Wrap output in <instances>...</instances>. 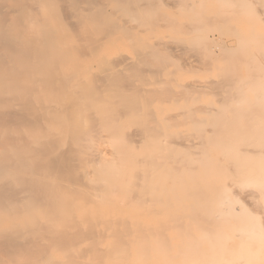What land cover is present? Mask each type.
I'll return each instance as SVG.
<instances>
[{
  "label": "rangeland",
  "instance_id": "obj_1",
  "mask_svg": "<svg viewBox=\"0 0 264 264\" xmlns=\"http://www.w3.org/2000/svg\"><path fill=\"white\" fill-rule=\"evenodd\" d=\"M51 1L52 0H49V4L50 5H52V3H54V5H55V2L57 3V1H58V3L54 6H52L53 8H52V10L54 9H56V8H54V7H56V6H58L57 7V11H61V12H63V14H61V16L59 15L61 12H59V16H60V20L62 21H65L64 23L63 22H61L58 18L59 17H57L58 15H56L55 16V18H57V20H58V22L56 21H52V20H54L53 18H54V11H52L50 14H52V15H48V20H47V22H45V24H44V27H43V25L42 24H40L41 23V20H40V18H39V11H38V8H39V6H41V4L42 3H44V4H48L47 3V0H39L38 2L36 1V0H0V28H2V30L0 29V36H2L3 34L2 33H4L5 32V35H4V37H2V43H0L1 45H3V46H5V44H8L7 46H5L6 47V49L4 50V51H8V52H6V54H4L2 51V54L3 55H6V56H2L1 55V52H0V59H1V57H2V59H3V61H2V59L0 60V80L2 81V83L0 82V87H1V89H0V96L1 97H3V96H6L7 98H11V96H14V98H16L15 99V101H14V99H13V97H12V99H11V101H7V100H9V99H7L6 98V101L7 102H13L11 105L9 104V107H8V105H7V107L5 106V107H3L4 106V104L6 103L7 104V102L6 101H4L5 103H3V106L2 107H0V112L1 113H3L4 112V114L6 113V111L4 110V109H8L9 110V108L11 107L12 108V105H13V108L11 109L10 108V110H9V112H12L13 111V109H16L17 110V112H15L14 111V115L15 116H12L14 119H15V122L16 121H20V122H16V124H10L9 122H10V118H11V121H13L12 119V117H11V114L9 113H6L5 115L7 116H4L5 118H4V120L5 119H9L8 121V124H7V122H4V124L3 125H5V124H7V125H9L10 124V126L12 127V129H10V128H6L7 127V125H5L2 129L0 128V138H2L3 140V142H5V143H7V141H8V139L10 138V141H8V142H10L11 144L13 143L15 146H17V143H18V146L20 145L22 148H20V147H17V149L18 148H20L19 150H20V152H19V150L18 151H15L16 149L14 148V145H13V148L10 146L11 144H9V145H7L6 144V148H8V149H6V150H8V155H11V156H6L7 155V153H6V151H5V154L6 155H4V154H1L0 155V163H1V165H5L6 163H7V165H9V167H10V163H11V159H12V162L13 163H11V164H13V165H15L16 167H15V169H13V170H10V171H8L7 170V172H3L2 170H0V179H5L7 182H13L12 183V185H14L12 188L13 189H15V191L17 190V189H19L20 190V188H21V190H22V192H17L16 191V193H17V196L18 197H20V202L18 203V204H16V206H14L15 204H13V202L11 201H9L7 198H5L4 199V201H3V199H1V203L0 204H3V205H0V207L2 208L3 206H4V208H6V209H8V216L7 215H5V212L4 213H2V211H1V215H0V235H2V237H3V234L4 233H7V234H4V237L2 238L1 236H0V244L2 245V247H4L2 250L3 251H5L6 252V250H8V248L6 247L5 248V243H8V245H9V242L8 241H6L5 239L7 238V235H12L11 236V240H10V237L8 236V240L9 241H13L11 244H12V249L10 248V246H9V248H10V252L9 251H7V255H5V253H3L4 255H2V257L3 258H7V261L6 260H4V259H2V258H0V259H2V264H15V260H17L15 257H16V254H17V252H18V250L17 249H19V252L21 251L22 252V254H25V252L24 251H26V250H28V253H26V257L24 256V255H22L21 256V252L19 253L20 255H18L17 254V256H19L20 258H18V261H20V259H22L23 260V258L25 257L26 259H27V257L30 255V253H31V256L32 257H29L30 259H27V262H28V260H30V262L32 261H34L32 264H59L58 262H60V264H64L66 261H67V263L66 264H76L75 263V261H78L77 263H80V262H82V264H107V263H109L110 262V259L112 258L111 256H112V254H114L113 252V250H117V245L119 246V244H123V249H127L130 253V260H127L126 262H127V264H132V261H133V263H135V259H136V257H137V253H136V243H140L141 242V239L142 238H144L145 236L146 237H148L149 239H153L152 237H151V235H152V233H150L151 231H152V229H154L153 230V232L155 233L156 231H155V222H157V220L159 219V223H167V222H169V219H168V217L170 216V214L173 216V217H171V219L172 220H175L177 217H178V215L180 216V215H192L191 213H193L194 212V210H193V207H197L196 209H195V212L196 211H198V212H196V213H199V212H201V211H199V209L200 208H198V206L200 207V204L201 203H199V200H201V201H203L204 200V202H202L203 204H202V207H201V210L203 209V210H205L204 212H202V213H199L200 215V217H201V215H203L206 219H207V215H208V219L209 218H212V216L214 217V215H212L211 216V214L208 212V214H207V211L210 209V208H208V209H204L203 207L205 206V205H208L209 207L210 206H212L213 205V208L212 209H219L217 206H216V200L220 197L219 195H218V197H217V194H219L221 191H222V189L225 187L224 185H226V186H228L227 187V189L228 188H231V189H228V190H230L231 192H232V194H233V190H234V188L236 189V192H235V194H234V196H236V197H239V199H240V201L242 202V203H244L245 202V193L243 194L242 193V190H241V188H243V187H241V184L240 183H238V184H240V189L238 190V188H237V186H235L234 187V185H236V183L235 182H239L240 181V179H241V176L240 175H242V174H240L243 170V167H244V165L245 164H243L244 163V161L246 162V166H245V168H247V169H244V171L242 172L243 174H245L244 172H247V174H254L255 172H254V169L251 171V169H252V166L253 165H251V166H248L249 164H247V160H249L248 159V157H249V154H248V152L246 153V152H244V153H246V154H248L247 155V157H244V155H243V157L241 156H236L237 154H238V152L236 153L235 151H234V155H230V154H233V150H235V149H233L232 150V144H235L236 145V143H237V145H236V147H234V148H238V144L239 143H241L243 140L245 141V139H247V137H250L251 139H252V135L254 136L255 135V132H262L263 130L262 129H264V124H263V122H264V120H259V118L260 117H264L263 116V108H261V107H263V105L262 104H264V102H262V100H261V98H260V95H259V98L260 99H258V101H260V102H262V104H260V103H258V101H256V96L254 95V94H252L253 93V91H254V88H255V86L254 85H256V87H259L257 90H259L260 89V87H263L264 86V81H260V79L261 78H264V76H263V74L261 73V67L263 66V68H264V64H262L257 58H255V61L253 60L254 58H251V56L253 55V54H255L256 55V52L254 53L253 52V54H252V51H255L254 50V48L256 47V49H258L259 48V51H260V49L263 51L264 49L262 48V47H264V39H263V35H262V31L261 30H259V29H257L258 31L256 32L255 31V33H252V26L254 25L253 24V21H251L250 19L249 20H247V17L249 18V16L250 15H248V13H247V9L246 10H243V9H245L244 7H242L243 5L241 4L243 1V3H245V0H234V5H236L234 8H236V9H238V10H241L242 9V11H235L236 9H233L232 7H228V8H226V7H224L225 6V4H226V1L225 0H188V2H187V6H186V10L184 11V6H183V4L186 2V0H177L176 2H175V0L173 1V0H152V1H154V3H155V5L157 6V1H158V4H160V2H161V5H159V7L157 8V9H155L156 7H155V5L153 4V3H151V2H149V0H147L146 1V3L145 4H147V2L150 4H152V5H154V7L152 6V5H149V6H147L148 7V9L151 7V8H153L155 11H154V13H153V9H151L152 11H149L147 14H145V20H144V15H142V17H141V13H143V11H145V10H143L142 12H141V7L139 6V4H141L143 1H145V0H126V2L124 3V2H119V0H103V1H101V0H94V2H93V0H55L54 2H52L51 3ZM151 1V0H150ZM160 1V2H159ZM179 1H184V3H181V2H179ZM189 1H190V3H189ZM219 1V2H218ZM231 1H233V0H231ZM251 1H254V0H251ZM251 1H249L250 3H251ZM258 2H259V0H257ZM92 2V3H91ZM165 2V3H164ZM198 2H200V4H202V2L204 3V5L202 4V5H200ZM246 2H248V1H246ZM37 3V4H36ZM60 3V4H59ZM174 3L176 4V5H174ZM182 4V5H180V8H179V6L178 7H175V6H177L178 4ZM195 3H198V4H195ZM40 4V5H39ZM43 4V5H44ZM144 4V3H143ZM143 4H141L142 5V8H145V7H143ZM144 4V5H145ZM163 4V5H162ZM224 4V6H222ZM252 4V3H251ZM255 4H256V2H255ZM262 4V3H261ZM260 4V2H259V5H260V7L262 6ZM37 5H39L38 6V8H37ZM130 5H132V7L133 8H130ZM186 5V4H185ZM190 5V6H189ZM257 5H258V3H257ZM256 5V8L258 7ZM136 6H139V7H137L136 8ZM202 6V7H201ZM223 8H222V7ZM240 6V7H239ZM147 7L145 8V9H147ZM169 7H171V8H169ZM204 7V8H203ZM242 7V8H241ZM253 7H254V5H253ZM252 7V8H253ZM65 8V9H64ZM119 9V11L117 12L116 10L117 9ZM120 8L122 9V10H120ZM136 8V9H135ZM190 8V9H189ZM191 8L193 9V10H191ZM220 8L222 9V10H220ZM224 8H226V9H224ZM231 8V12H232V10L234 11V12H237V13H233V14H231L230 13V11L227 13V12H224V11H227V9H230ZM248 8V7H247ZM259 8V7H258ZM257 8V9H258ZM59 9H62V10H59ZM116 9V10H115ZM134 10V11H132V10ZM174 9V10H173ZM76 12H75V11ZM116 11V12H114V11ZM137 10V11H136ZM182 10V11H181ZM259 10H261V8H259ZM262 10H264V8L262 7ZM147 11V10H146ZM38 12V13H37ZM56 12V11H55ZM79 12V13H78ZM125 12H126V14H125ZM175 12H176V14H175ZM193 12V13H192ZM203 12H204V14H203ZM240 12V15L238 14ZM242 12V13H241ZM245 12V13H244ZM257 12V11H256ZM58 13V12H57ZM98 13H100L99 15H98ZM152 13V14H151ZM156 13L157 14H159L160 13V15H158V18L156 17L157 15H156ZM173 13V14H172ZM224 13H227L226 14V16H225V14ZM259 13V12H258ZM262 13L264 14V11H262ZM38 14V15H37ZM153 14L155 15V19H154V17H153ZM163 14H165V15H163ZM179 14V15H178ZM199 14H201V17L200 16H198ZM229 14V15H228ZM260 14V13H259ZM258 14V15H259ZM137 15V18L138 19H135V18H133L134 16H136ZM221 15H223V16H225L224 18H223V16L221 17ZM257 14L255 15V16H253V17H255L254 18V20L255 21H258V23H259V21L260 20H262V18H259V16H258ZM38 16V18H37V21H36V17ZM53 17L52 19H51V17ZM78 16V17H77ZM123 16H124V18H123ZM128 16V17H127ZM129 16L131 17L132 16V18L134 19V20H137L136 22L135 21H133V19L131 18H129ZM199 17V18H197L196 19V17ZM205 16V17H204ZM215 17L216 19H214L215 21L217 20V18H219V17H221V18H223V20L220 18V20H221V22H223V24L221 23L220 24V22L219 21H214L211 17ZM236 16V17H235ZM264 16V15H263ZM33 17H34V19H33ZM98 17V18H97ZM149 19V21L147 20V18ZM162 19H161V18ZM206 17H207V19H206ZM244 17H245V19H244ZM253 17L251 16V18L253 19ZM81 18L83 19V20H81ZM95 18H97L98 20H96ZM127 18V19H126ZM143 18V19H142ZM152 20H151V19ZM191 18V19H190ZM195 18L196 19V22H198V24H196L194 21H193V19ZM206 20V21H204V24H203V20ZM208 18H211V20L210 19H208ZM101 19V20H100ZM102 19H103V21H102ZM122 19H123V21H122ZM124 19H126L127 20V22H126V20H124ZM140 19V21L141 22H143L142 23V25L140 26H138L136 23H141L140 21H138ZM194 19V20H195ZM227 19V20H226ZM264 19V18H263ZM30 21V23H29V21ZM31 20H34V22L33 21H31ZM96 20V21H95ZM131 20H132V23L133 22H135V23H133V24H131ZM154 20H155V22H154ZM157 20H158V24L156 25V22H157ZM163 20L165 21V22H168L169 23V21L171 22L170 24H164L165 22H163ZM174 20H176V24H175V21ZM209 20V21H208ZM94 21L95 22H97L95 25H94ZM146 21H148V25L146 24ZM152 21H153V23H155L154 25H153V23H152ZM202 21V23H200ZM207 21L209 22V23H207ZM211 21V22H210ZM239 21V22H238ZM245 21H246V23H245ZM20 22V23H19ZM37 24H36V23ZM100 22H102V23H100ZM123 22V23H122ZM126 22V23H125ZM220 24V25H218V27H216L217 26V24L218 23ZM33 23V24H32ZM65 23H66V26H65ZM105 23V24H104ZM114 23H117V24H114ZM128 23V24H127ZM174 23V24H173ZM179 23V24H178ZM184 23V24H183ZM195 23V24H194ZM208 25V26H206V24ZM213 23V24H212ZM217 23V24H216ZM14 24V25H13ZM36 24V25H35ZM94 26H93V25ZM100 24H102V25H100ZM111 24V25H110ZM125 24V25H124ZM144 24V25H143ZM149 24H151V26L149 25ZM160 24H162V25H160ZM181 24V25H180ZM188 24H189V26H188ZM203 24V25H202ZM257 24V23H256ZM61 25V26H60ZM106 25H107V28H106ZM117 25V26H116ZM129 25V26H128ZM156 25V26H155ZM160 25V26H159ZM178 25V26H177ZM186 25H187V27H186ZM200 25V26H199ZM209 25H210V27H209ZM214 25H216L215 27H211V26H214ZM15 26V27H14ZM98 26L100 27V26H104V27H101V28H104V30L106 31H103V32H101V30H100V28L98 29ZM109 26V27H108ZM111 26V27H110ZM113 26H115L114 28H113ZM128 26V27H127ZM134 26V27H133ZM143 26V27H142ZM147 26V27H146ZM154 26V27H153ZM159 26V27H158ZM163 28H162V27ZM165 26V27H164ZM177 26V27H176ZM182 26H184L185 28H182ZM199 26V27H198ZM204 26V27H203ZM228 26L229 27H231V26H234V31H232V32H230V33H228L229 32V30H227L228 32H225V33H227V34H225L224 36H222V34L220 35L219 33V30H220V27L223 29V27L225 28L224 29V31H226V29H228ZM14 28L13 30H11L10 28ZM41 27V28H40ZM60 27H62L63 28V31H62V29L60 28ZM67 27V28H66ZM119 27V28H118ZM124 27V28H123ZM142 27V28H141ZM152 27H153V29H152ZM181 27V28H180ZM197 27V28H196ZM206 27V28H205ZM9 28V29H8ZM16 28V29H15ZM38 28H39V30H38ZM42 28H43V30H42ZM108 28H110V29H108ZM170 28H171V30H170ZM178 28H179V32L177 33V31H178ZM210 28V29H209ZM7 29V30H6ZM106 29H108V30H106ZM129 29V30H128ZM142 29H143V31H142ZM155 29V30H154ZM173 29V30H172ZM182 29V30H181ZM189 29V30H188ZM196 29V30H195ZM213 29V30H212ZM221 29V30H222ZM229 29H231V28H229ZM6 30V31H5ZM38 30V31H37ZM111 30V31H110ZM114 30V31H113ZM198 30V31H197ZM237 30H239V31H237ZM241 30V31H240ZM243 30V31H242ZM11 31V32H10ZM13 31V32H12ZM16 31V32H15ZM21 31V32H20ZM36 31V32H35ZM44 31V32H43ZM110 31V32H109ZM115 31H116V33H115ZM125 31V33H123ZM181 31V32H180ZM185 31V32H184ZM197 31V32H196ZM215 31V32H214ZM236 31V32H235ZM100 32V33H99ZM109 34H108V33ZM128 32H129V34H128ZM176 32V33H175ZM184 32V33H183ZM188 32V33H187ZM189 32H190V34H189ZM196 32V33H195ZM198 32H201V33H198ZM216 32H218V33H216ZM13 33H15V34H13ZM38 33H39V35H38ZM44 33V34H43ZM97 33V34H96ZM102 33V34H101ZM105 33H107L108 34V36H107V34H105ZM187 33V34H186ZM207 33V34H206ZM231 33H234L235 35H237V36H234V35H231ZM250 33H252V34H250ZM2 34V35H1ZM10 34H11V36H10ZM112 34V35H111ZM186 34V35H185ZM199 34H200V36H199ZM230 34V35H229ZM261 36H260V35ZM15 35V36H14ZM101 35V36H100ZM129 35H130V37H129ZM227 35H229V36H227ZM253 35V36H252ZM25 36H28V37H25ZM76 36V37H75ZM78 36V37H77ZM126 36L128 37V39H125L126 38ZM226 36V37H225ZM233 36V37H232ZM245 36H248V37H245ZM256 36V37H255ZM34 37H37V38H35V39H33ZM42 37V39H40ZM75 37V38H74ZM118 37H119V39H118ZM121 37V38H120ZM222 37V38H221ZM231 37V38H230ZM241 37H242V39H241ZM255 37V38H254ZM258 37V40L256 41V38ZM1 38V37H0ZM30 40H29V39ZM199 38H201V39H199ZM217 38V39H216ZM229 40H228V39ZM261 38V40H259ZM161 39V40H160ZM174 39V40H173ZM201 41V42H203L204 40H207V39H209V41L211 40V43L210 42H206V43H208V45L207 44H201V48H202V45H203V48H202V50H203V52H205V53H203L202 51H201V48L200 47H196L197 46V43L198 44H200V42H199V40ZM221 39V40H220ZM251 39V40H250ZM253 39V40H252ZM63 40V41H62ZM68 40H69V42H68ZM75 40V41H74ZM159 40V41H158ZM163 40V41H162ZM217 40H218V42H217ZM240 40V41H239ZM244 40H245V42L246 43H249V46L248 45H246V47L248 48V50L246 49L245 50V48H244V51L246 52V55H249V58H248V56H246L245 55V53H244V51H243V54H244V56H241V58L242 57H244L243 59L245 60H243V59H241V58H237L238 56H235V55H233V56H235L236 58H237V60H236V58H234V60L232 59V56L227 60V59H225L224 57H226L225 55H223L224 54V52H225V54H226V48L227 49H229L228 50V56H229V53L230 54H233V51L235 50V49H233V48H231V44L232 43H234V45H236V43L237 44H239L240 42H244ZM39 41V42H38ZM179 41V42H178ZM183 43H182V42ZM186 41V42H185ZM252 41V42H251ZM258 41H260V43H258L257 45H255V43L256 42H258ZM1 42V41H0ZM13 43V45L15 44V47H13V45H12V43ZM17 42V43H16ZM37 42V43H36ZM68 42V43H67ZM131 42H133L134 44H132ZM178 42V43H177ZM194 42L196 43V46L194 45ZM214 42H215V44H214ZM251 42V43H250ZM61 43H63V44H61ZM146 43H147V45H146ZM156 43V45H154ZM166 44V46H165V44ZM216 43H218V44H216ZM253 43H254V45L255 46H252L253 45ZM66 44V45H65ZM157 44H158V46H157ZM160 44V45H159ZM193 45V47L195 48H197L196 50L194 49V48H192L191 47V45ZM209 44H210V46H209ZM220 44V45H219ZM221 44H222V46H221ZM261 44V45H260ZM0 45V46H1ZM18 45V46H17ZM185 45V46H184ZM225 45V46H224ZM260 45V46H259ZM263 45V46H262ZM19 46H20V48H19ZM149 46V47H148ZM153 46H154V48H153ZM199 46V45H198ZM219 46H221V48L219 47ZM237 46V45H236ZM259 46V47H258ZM4 47V48H5ZM8 47V48H7ZM18 47V48H17ZM158 49H157V48ZM178 47H180V48H178ZM187 47H189V48H187ZM211 47H212V49H211ZM218 49H217V48ZM46 48V49H45ZM67 48V49H66ZM133 48V49H132ZM152 48L153 49H155V51L156 50H158L157 52V54L158 55H160L161 53V58H164V60L163 61H160V62H157L156 60H158L160 57L156 54V52H154L155 54L153 55L152 54V56H155V59H153V57L151 56V58H150V52H152L153 50H152ZM165 48V49H164ZM192 48V49H191ZM212 51V52H210L209 51V49ZM217 49V50H215V49ZM253 48V49H252ZM9 49V50H8ZM14 49H15V51H14ZM24 49V50H23ZM51 49V50H50ZM53 49V50H52ZM174 49H176V50H174ZM222 49H223V51L224 52H222ZM231 49L233 50V51H231ZM0 50H1V48H0ZM48 52H47V51ZM163 50V51H162ZM165 50V51H164ZM52 51V52H51ZM54 51H55V53H54ZM159 51L161 52L160 54H159ZM169 53H168V52ZM177 51V52H176ZM202 52L203 53V55H202V53H198V52ZM209 51V52H208ZM220 51V52H219ZM241 52H239V49L238 48H236V52L235 53H237V55H239L240 53L242 54V50H240ZM258 51V52H259ZM37 52V53H36ZM50 52L52 53V54H50ZM148 52V56H147V53ZM239 52V53H238ZM251 52V53H250ZM150 53V54H149ZM153 53V52H152ZM207 53V54H206ZM209 53H212V55L210 54V55H208ZM219 53H222V54H220V55H218ZM249 53V54H248ZM10 54V55H9ZM18 54L19 55H21V59H26V61H24L23 60V64L22 63H19V61L21 60V59H19L20 57L18 56ZM140 54V55H139ZM144 54V55H143ZM146 54V55H145ZM169 54V55H168ZM199 54V55H198ZM240 54V55H241ZM242 54V55H243ZM251 54V55H250ZM11 55H13V56H11ZM55 57H54V56ZM142 55V56H141ZM157 55V56H156ZM170 55H172V56H170ZM207 55H208V57H207ZM144 56V57H143ZM221 56V57H220ZM228 56L226 57V58H228ZM254 56V55H253ZM51 57H53V58H51ZM143 57V58H142ZM147 57H148V59H147ZM159 57V58H158ZM168 57V58H167ZM172 57V58H171ZM175 57V58H174ZM178 57V58H177ZM255 57V56H254ZM8 58V60L6 61V59ZM46 58V59H45ZM49 58H50V60L52 61V59H54L53 61H52V63H51V61L49 60ZM126 58H127V60H126ZM130 58V59H129ZM150 58V59H149ZM251 58V60H249ZM140 59V60H139ZM168 59L169 60H171L172 59V62H169L168 61ZM175 59V60H174ZM232 59V60H231ZM241 59V60H240ZM5 60V61H4ZM146 60V61H145ZM149 60V61H148ZM153 60H155V61H153ZM162 60V59H161ZM167 61V63H166V61ZM214 60V61H213ZM236 60V61H235ZM258 60V61H257ZM22 61V60H21ZM20 61V62H21ZM48 61H50V63L48 62ZM56 61V62H55ZM165 61V62H164ZM173 61L175 62V63H173ZM255 62L256 64H257V62H260V65H262L261 67H260V65H259V63L257 64V65H259V66H257L258 67V69H256L253 65L254 64H252L251 62ZM257 61V62H256ZM4 62V63H3ZM31 62V63H30ZM149 62V63H148ZM156 64H155V63ZM176 62H178V63H176ZM236 62V63H235ZM247 63V62H249V63H247L246 64V66L245 65H243V63ZM2 63H3V65H2ZM25 63V64H24ZM26 63H28V64H26ZM244 63V64H245ZM151 64H153V65H151ZM160 66H159V65ZM192 64V65H191ZM193 64H194V66H193ZM237 64H239V66L237 65ZM248 64H250V65H248ZM255 64V65H256ZM5 65H7V66H5ZM26 66V68H24L25 66ZM151 65V66H150ZM159 67H158V66ZM241 65V66H240ZM4 66V67H3ZM200 66V67H199ZM233 66V67H232ZM238 67V69H237V67ZM243 66V67H242ZM244 66H245V68L246 67H248V68H246V69H244ZM251 66V67H250ZM253 66V67H252ZM7 67V68H6ZM46 67V69H43V68H45ZM197 67L199 68V69H197ZM210 67V68H209ZM241 67V68H240ZM6 68V69H5ZM24 68V69H23ZM55 68V69H54ZM230 68H232V69H230ZM234 68V69H233ZM262 68V69H263ZM163 69V70H162ZM195 69V70H194ZM229 69H230V72H232V73H228L227 71H229ZM248 69H250L249 71H247ZM14 70H16V71H14ZM25 70V71H24ZM199 70V71H198ZM237 70H238V73H237ZM6 71H9V72H6ZM20 73V77L18 76V79H17V74H19L18 72ZM47 71V72H46ZM50 71V72H49ZM234 71V72H233ZM247 71V72H246ZM50 74H49V73ZM230 74L232 77H234V78H232V77H228L229 75L227 74ZM258 72H260V74L262 75V77L261 78H259L261 75H259L258 74ZM11 73V74H10ZM52 73V74H51ZM54 73V74H53ZM170 73V74H169ZM172 73H174V74H172ZM234 73V74H233ZM252 73V75L254 76V74H255V76H259L258 77V79L256 80V77H254L255 78V80H256V82H255V80L253 81L252 79V75H250ZM264 73V72H263ZM10 74V75H9ZM45 74V75H44ZM49 74V75H48ZM238 74V75H237ZM245 74V75H244ZM15 77H14V76ZM60 75V76H59ZM235 75V76H234ZM251 76V78H250V76L249 77H247V76ZM51 78H49V77ZM47 77V78H46ZM228 79H227V78ZM238 77V78H237ZM243 77V78H242ZM245 77V78H244ZM6 78V79H5ZM36 78H38V79H36ZM48 78H49V80H51V81H49L48 80ZM65 78H66V80H65ZM248 78H250L251 79V81L248 79ZM40 79V80H39ZM46 79V80H45ZM53 79V80H52ZM54 79H56L55 81H54ZM170 79V80H169ZM227 79V80H226ZM230 79H234V81H232V83L234 82V86H233V84L231 85V86H233V87H231V88H233L232 90L231 89H226V87H222V89H220L221 88V86H223V83H225L224 85L226 86V82H228V88L230 87L229 85V83H231V80ZM59 80V81H58ZM138 80H140L139 82H138ZM222 80H226L225 82H223L222 84H221V82H222ZM239 80V81H238ZM249 81V82H247L248 84L249 83H253L254 82V84L251 86V85H248L247 87H246V81ZM20 81V82H19ZM33 81H35V82H33ZM45 81V82H44ZM48 83H47V82ZM64 81V82H63ZM67 81V82H66ZM219 81V82H218ZM245 82L244 83V85H239V82ZM257 81H258V85L257 84H255V83H257ZM4 82H5V84H4ZM62 82V83H61ZM93 82H95V83H93ZM42 83V84H41ZM45 83H47V84H45ZM57 83V84H56ZM60 83V84H59ZM140 83V84H139ZM202 85H201V84ZM215 83L217 84H219V85H215ZM54 84V85H53ZM95 84V85H94ZM127 84H128V86H127ZM129 84H131V85H133V86H131V85H129ZM203 84H205V85H203ZM211 84H214L215 85V88L211 85ZM220 84H221V86H220ZM241 84V83H240ZM243 84V83H242ZM261 84H263V85H261ZM19 85H29L28 86V88H29V90L27 89V88H24L23 86H19ZM47 85H48V87H47ZM53 85V86H52ZM64 85V86H63ZM93 85V86H92ZM12 86V87H11ZM19 88H18V87ZM36 86H37V89H36ZM83 86V87H82ZM95 86V88L94 89H91V92H90V90H88L87 92L89 93V94H86L85 92L86 91H83L84 89H89V88H93ZM130 86V87H129ZM201 86H205L204 87V90L201 88ZM219 86V87H218ZM242 86V87H241ZM249 86H251V87H249ZM21 87H23V89H21V90H24V89H27V94H24V96H22V95H20V91H18ZM51 87V88H50ZM61 87H63L62 89H61ZM65 87V88H64ZM126 87H128V88H126ZM139 89H138V88ZM193 87V88H192ZM200 87V89H198V88ZM207 87V88H206ZM210 89H209V88ZM239 87V88H238ZM3 88H4V90H3ZM12 88V89H11ZM54 88V90H52ZM55 88H56V90H55ZM60 88V89H59ZM131 88V89H130ZM213 88V89H212ZM217 88H219V90H221V91H218V92H215V90L217 89ZM225 88V89H224ZM236 88H238V90L236 89ZM244 88V89H243ZM252 88V89H251ZM31 89H36L35 91L34 90H32V91H34V92H32L31 91ZM112 89V90H111ZM126 89H128V90H126ZM210 91H209V90ZM243 89V91L241 92V91H239V90H242ZM12 90V91H11ZM60 90V91H59ZM61 90H63V91H61ZM95 92H94V91ZM199 90V91H198ZM208 90V91H207ZM213 90V91H212ZM222 90H224V91H228V90H231V91H229L230 92V94H228V95H230V97H228V95H227V93L225 92V93H223L224 91H222ZM248 90H249V92H248ZM253 90V91H252ZM257 90H255L256 92H257ZM261 90H262V92H264V87H263V89H260L259 91L261 92ZM3 91H5V93H1V92H3ZM80 91H83V93H81ZM109 91H113L112 93H113V95H114V98L112 99V96L113 95H111V94H109ZM145 91H147V92H145ZM150 91V92H149ZM175 91H177V92H175ZM185 91V92H184ZM203 91H206L205 93L203 92ZM236 91V92H235ZM238 91V92H237ZM57 92V93H56ZM75 94H74V93ZM92 92L94 93V94H92ZM138 92V93H137ZM184 92V93H183ZM187 92V93H186ZM210 92H212V93H210ZM215 92V93H214ZM219 92H221V93H219ZM228 92V93H229ZM233 92H234V94L236 93V94H238L239 93V95H244V94H246V95H244L243 97L241 96V98H240V96H238L237 97V99H238V101H239V99H241L240 101H239V103H240V105H239V107L241 106V104L242 103H246V104H244V105H242L243 107H245V108H243V107H238L240 110V112L242 111L243 112V110H245L248 114L249 113H255L254 114V117L256 118V123H254V125H257V126H259V127H255L254 128V131H253V129H251V130H249L250 128H252V127H254V126H252V127H248V125L250 126V123H253L254 121H255V118L253 117V114L251 115H245L246 117H249V121H248V119L247 118H245L244 116H242V114H244V113H242L241 114V116L239 115L238 117L240 118V117H244L243 119L242 118H238V117H236V115L235 114H237V112H239V111H237L236 110V112H235V108L237 109V106H238V102L236 101L237 99L235 98H233ZM256 92H255V94H256ZM261 92V93H262ZM22 93V92H21ZM23 93H24V91H23ZM29 93H31V94H29ZM74 95L73 97H70L71 98V103H74V104H72V105H70L69 107H67V105L66 104H68L69 105V103H70V100H68L69 99V95H72V94ZM119 93V94H118ZM128 95H127V94ZM136 93H137V95H139V99H138V101H137V99H135V95H136ZM171 93V94H170ZM175 93V94H174ZM177 93V94H176ZM191 93H194V94H191ZM201 93H204V94H201ZM206 93H208V94H206ZM218 93V94H217ZM242 93H244V94H242ZM251 93V94H250ZM28 94H29V96H28ZM40 95V97H39V95ZM84 94V95H83ZM121 94V95H120ZM126 94V95H125ZM179 94V95H178ZM182 94V95H181ZM184 94H185V97H184ZM187 94H189L188 96H190V95H192V97L190 96V98L187 96ZM226 94L227 96H226V98H228L227 100L225 99V96L224 95ZM235 94V95H236ZM264 94V93H263ZM262 94V95H263ZM3 95V96H2ZM41 95H44V96H41ZM49 95H51V97L49 96ZM86 95H88V96H91V97H88V96H86ZM119 95H120V97H119ZM125 95V96H124ZM132 95H133V97H132ZM176 95H178V96H176ZM197 95H200V98H199V96H198V98H196V96ZM212 95V96H211ZM213 95H216V96H213ZM218 95H220V96H218ZM222 95V96H221ZM261 95V96H262ZM21 96H22V98H21ZM30 96H31V98H30ZM46 96V97H45ZM61 96V97H60ZM77 96V97H76ZM92 96L94 97V98H92ZM111 96V97H110ZM121 96H122V98H121ZM161 96V97H160ZM179 96H181V97H179ZM255 96V97H254ZM257 96H258V94H257ZM264 96V95H263ZM262 96V97H263ZM28 97V99H26ZM53 97V98H52ZM60 97V98H59ZM63 97V98H62ZM76 97V98H75ZM85 97V99H83ZM87 97H88V99H87ZM95 97L98 99V101H99V98H100V100L101 101H103V102H98L97 101V99H95ZM110 97V98H109ZM125 97L127 98V101H123V99L125 100ZM131 97V98H130ZM137 97V96H136ZM175 97V98H174ZM187 97H188V99H187ZM204 97V98H203ZM225 99V102L227 101V103L225 104L224 103V101L222 102V99L223 98ZM53 99L54 101H51L50 99ZM59 98V100L58 101H55V100H57ZM79 99V101H78V99ZM130 98V99H129ZM196 99V101L194 100L193 102H192V100L193 99ZM229 98H231V99H229ZM20 99H23L22 101H20ZM63 99V101H61V100ZM74 99V100H73ZM83 99V102H80L81 100ZM91 99H94V100H96V101H91ZM132 99V100H131ZM137 101L136 102V104L137 105H135V100ZM174 99V100H173ZM190 99V100H189ZM233 99L235 100L234 102H233ZM17 100V101H16ZM27 102V105L29 104V108H26L27 107V105H26V102ZM30 101V103L28 102V101ZM37 100V101H36ZM77 100V101H76ZM108 102H107V101ZM232 101V102H230V101ZM244 100V101H243ZM32 101H34L33 102V104L31 103ZM73 101H75V102H79V103H81V105L79 104H77V103H75V102H73ZM219 101V102H218ZM243 101V102H242ZM1 102V101H0ZM19 102L21 103L20 105H15L14 106V104L16 103V104H19ZM24 102H25V104H24ZM39 102L42 104V105H45V106H42L41 107V104H39ZM52 102V103H51ZM59 104H58V103ZM85 102V104L83 105V103ZM168 102V103H167ZM220 102H222L223 104H225L224 106L225 107H227V105L228 106H230L229 108H228V110H225V112L223 113V116L224 117H220V119L221 118H224V120L223 119H221L220 121V123L221 124H219V125H221V127L222 128H218L217 126H219V125H217V126H215L216 124H217V122H219V120L217 121L216 119H215V116L217 115L216 113H215V111L217 112V111H219V110H223L222 109V107H223V105H220L221 103ZM237 102V103H236ZM107 103H108V105H107ZM128 103V104H127ZM132 103V104H131ZM134 103V104H133ZM146 103H147V105H146ZM148 103H149V105H148ZM177 103V104H176ZM193 103V104H192ZM257 104L258 105V108L256 107V105L251 109V106H253L254 104ZM5 104V105H6ZM62 104V105H61ZM230 104V105H229ZM22 105H24V106H22ZM25 105H26V107H25ZM36 105V106H35ZM75 105H78V106H75ZM109 105H111V107L109 106ZM130 105V106H129ZM250 105V106H249ZM19 106H22V107H24L23 109H22V111L23 112H20L21 110H19L20 109V107ZM35 106V107H34ZM48 106H50V107H48ZM54 106V107H53ZM72 106H73V110L74 109H76L77 107V109L79 110V108H80V106L82 107H84V109H83V107L82 108H80L81 110H79V112L77 111L76 113L78 114V115H73L74 117H75V120H74V122L76 121V118H77V120L78 121H76V122H78V124L77 123H73L74 125H73V128H71V124H72V122H73V119H72V122L70 123V121H71V117L72 116H70V114L69 113H67V111L68 110H71V111H68V112H72ZM85 106H87V107H85ZM114 106V108H112ZM137 106V107H136ZM148 106V107H147ZM233 106V107H232ZM31 107H33V108H31ZM37 107V108H36ZM40 107V108H39ZM139 107V108H138ZM235 107V108H234ZM19 108V109H18ZM28 110H26V109ZM37 109V110H35L34 111V109ZM42 108H44V109H42ZM51 108V109H50ZM71 108V109H70ZM89 108V109H88ZM98 108H99V111L100 112H98ZM108 108V109H107ZM141 108V109H140ZM204 108V109H203ZM209 108V109H208ZM234 110V111H232V109ZM29 109H31V111L29 110ZM45 109H46V111H45ZM65 109V110H64ZM84 111H83V110ZM135 109V112L133 111ZM136 109H138V111L141 113V115H140V113L138 112V111H136ZM152 109V110H151ZM166 109V110H165ZM224 109H226V108H224ZM243 109V110H242ZM261 109V110H260ZM12 110V111H11ZM18 110H19V112H18ZM32 110L34 111V112H32ZM43 112H42V111ZM50 110H52V111H50ZM53 110H54V113H52L53 112ZM64 110V111H63ZM86 110H87V112H86ZM90 110V112H88ZM110 110V112H114V113H112V116H111V113H109V114H107L108 113V111ZM150 110V111H149ZM192 110V111H191ZM254 110V111H253ZM76 111V110H75ZM81 111V112H80ZM82 111H83V113H82ZM147 111V112H146ZM196 111H198V113H200V114H198ZM253 111V112H252ZM258 111H260V112H258ZM261 111H262V114H260L261 113ZM24 112L26 113V112H28L27 114L29 115V117L27 116V114H25L24 115ZM31 112V113H30ZM35 112H38L39 113V117H41L42 116V114L43 113H45V115H44V117L42 116L41 117V119L39 118V117H37V119H34V115H35ZM40 112H42V113H40ZM50 112V113H49ZM67 114H66V113ZM84 112H85V114H84ZM105 112H107L106 114H104ZM138 112V113H137ZM145 112L148 114L147 115V117H146V115H145ZM223 112V111H222ZM232 112H233V114H232ZM0 113V115H1V119H2V114ZM33 113H34V115H33ZM38 113H37V116H38ZM48 113V114H47ZM73 114H76V113H74V111L72 112ZM80 113H82V114H80ZM90 113V115L92 116V119H90L89 117H90V115H88V114ZM179 113V114H178ZM193 113V114H192ZM219 113H221V112H219ZM17 114H19V115H22L21 117H20V119L17 117L18 115ZM79 114H80V116L82 115L83 117H84V119H82L81 117H80V119H82V120H84L83 122H81L80 120H79ZM101 114H103V116L101 115ZM154 115V117H152L151 115ZM169 114V115H168ZM214 114H215V116H214ZM17 115V116H16ZM23 115L24 116H27V117H24V119L26 118L27 119V123L29 124L30 122H31V119L33 118L36 122L34 123V121L33 122H31L30 124H31V126L30 125H27V123H26V120L23 122V121H21V118L23 119ZM64 115V116H63ZM69 115V116H68ZM72 115V114H71ZM86 115H88V119L91 121V120H93V121H91V125H88V123L90 122L89 120H87L86 118H85V116ZM101 116V118H99L100 116ZM115 116V119H114V121L116 122V126H118V128L121 126V129H120V131L122 132V133H124V132H126L125 133V135L124 134H122V135H124L123 136V138H124V141L126 140V141H128V142H126V144L131 148V149H133V150H135V151H137L136 153H137V157H139L138 158V160L140 161V162H143L144 160H143V157H144V154H145V156H147V155H149L148 157H146L147 158V160H149V159H153L154 161L155 160H157V162L155 161V163L157 164L156 165V167L153 169L152 168V171H153V174H152V171L151 172H149L150 170H151V168L150 169H148V170H146V171H144L146 174V177H148V178H145L144 177V173H142L141 174V172L142 171H140L138 174H137V178L133 181V183H132V185H131V187H130V198H129V200H130V202H129V200L127 199V202L125 203V204H127V205H125V204H123L122 205V200L117 196V198H119V200L121 201V204H119L118 202H120V201H118L117 203L116 202H114L113 203V205H111V203H112V201H114V200H111V201H108V202H106L105 204H104V202H103V205L101 204L102 202L100 201L101 199H99V200H97L98 199V195H99V193L100 194H102L100 191H99V189H96V187H94V189H92L93 188V186H91L92 184H90V186H89V175L91 174V172H92V167L94 166V164H95V162H96V160L97 161H99L101 158H103V159H106L107 157L109 158V157H111V156H113L111 153H109L110 151H111V148H109L110 146H109V136H108V134L103 130V131H101V127H99L100 126V124L102 123V121H100V119H102L103 117H104V119H106L107 117L109 118V119H111V120H113V118H114V116ZM171 115H173V117L171 116ZM188 115V116H187ZM221 115V114H220ZM219 115V116H220ZM255 115H257V116H255ZM10 116V117H9ZM148 116H150V117H148ZM167 116H169V118H167ZM192 116V117H191ZM228 116V117H227ZM252 116V117H251ZM9 117V118H8ZM50 117H52V118H50ZM60 117V118H59ZM67 117H69V119H67ZM112 117V118H111ZM190 117V118H189ZM197 119H196V118ZM216 117H218V116H216ZM257 117H258V119H257ZM36 118V117H35ZM45 118V119H44ZM152 118V119H151ZM156 118V119H155ZM187 118V119H186ZM193 118V119H192ZM210 118V119H209ZM233 118V119H232ZM252 118V119H251ZM17 119V120H16ZM30 119V121H28ZM38 119L39 120H41L42 121V124H41V121H38ZM98 119H99V121H98ZM144 119V120H143ZM167 119V120H166ZM192 119V120H191ZM219 119V118H218ZM245 119V120H244ZM254 119V120H253ZM261 119V118H260ZM264 119V118H263ZM67 120V121H66ZM85 120H87L86 122H87V126H86V122H85ZM103 120V119H102ZM148 120V121H147ZM155 121V123H153L154 121ZM224 121V125L222 126V122ZM248 122H247V121ZM252 122H251V121ZM7 121V120H6ZM47 121V122H46ZM49 121V122H48ZM54 121V122H53ZM79 121H80V123H79ZM89 121V122H88ZM141 121H142V123H141ZM179 121V122H178ZM192 121V122H191ZM194 121V122H193ZM199 121V122H198ZM215 121V123H213ZM230 121V124L228 123V122ZM236 123H238V124H235V122ZM244 121H246V122H244ZM263 121V122H262ZM24 123V124H26V126H29V127H27L26 128V126H24L23 127V125H21V123ZM147 122V123H146ZM157 122V123H156ZM198 122V123H197ZM258 122H260V123H258ZM22 123V124H23ZM33 123H34V125L35 126H32L33 125ZM36 123H37V125L39 124L40 126L42 125V126H44V127H42L43 129H40L41 127H37V125H36ZM55 123V124H54ZM81 123H84V124H81ZM100 123V124H99ZM135 125H134V124ZM160 123V124H159ZM195 123H197V125H195ZM227 123V124H226ZM247 124V125H245V124ZM76 124V125H75ZM80 124H81V126H80ZM90 124V123H89ZM98 124H99V126H98ZM115 124V123H114ZM188 124V125H187ZM196 126H194V125ZM200 124V125H199ZM226 124V125H225ZM231 125V127H233L232 129H231V131H230V129H229V131H227L228 130V128H231L229 125ZM232 124H234V126H232ZM263 124V125H262ZM2 125V126H3ZM15 125H21V126H19V130L16 132L15 131V128H13V127H15ZM38 125V126H39ZM60 127H59V126ZM77 125H79V127H81V128H78V126ZM138 125V126H137ZM146 125V126H145ZM148 125V126H147ZM228 125V126H227ZM238 125V126H237ZM239 125H241V126H239ZM252 125V124H251ZM262 125V126H261ZM9 126V127H10ZM77 127V128H75V127ZM88 126H91V127H89V130H88ZM141 126V127H140ZM143 126V127H142ZM150 126V127H149ZM155 126V127H154ZM185 126V127H184ZM215 126V127H214ZM31 127H34L33 129L31 128ZM141 129H140V128ZM176 127V128H175ZM200 127H204V129H206V131L205 130H201V129H199ZM246 127H248V128H246ZM26 128V129H25ZM29 128V131L30 132H28L27 131V129ZM32 130H31V129ZM85 128V129H84ZM87 128V129H86ZM91 128V129H90ZM97 128V129H96ZM199 130H198V129ZM223 128H224V132L225 133H221L222 131L221 130H223ZM227 128V129H226ZM7 129H9L10 131H9V138L6 140V139H4L5 137L4 136H6L7 135ZM21 129V130H20ZM65 129V130H64ZM72 129H74L75 130V134L76 135H80L79 136V138L82 140V141H79V140H77L76 139V135H74V133H73V130ZM77 129H78V131H79V129H81L82 131L83 130H85L84 132H86V131H91L90 133V136L91 137H88V135H89V132H88V135L86 134V133H84V132H82L81 130H80V132H82V133H84L86 136V138L88 137V138H92L91 139V142L92 141H94V142H92V145H89V146H91V148L88 146V143H90L91 144V142L89 141L90 139H88V143H87V140L85 139V138H83L84 137V134L82 135V133H80V134H78L76 131H77ZM195 129V130H194ZM212 129V130H211ZM217 131H216V130ZM235 129V130H234ZM237 129V130H236ZM245 129H246V131H245ZM248 129V130H247ZM259 129H260V131H259ZM71 130H72V135H71V133H69V132H71ZM123 130H125V131H123ZM149 130V131H148ZM151 130H152V132H151ZM215 130V132L214 133H216V135H214L212 132ZM219 130H220V133H218L219 132ZM239 130V131H238ZM19 131H20V133H19ZM42 131V132H41ZM199 133H198V132ZM202 131H204V134H202V136H201V133L200 132H202ZM209 131V132H208ZM242 131V132H241ZM21 132H23V133H21ZM93 132H95V133H93ZM98 132H99V134H98ZM104 132V133H103ZM140 132V133H139ZM149 132V133H148ZM231 134V136H230V134ZM232 132H233V134H232ZM238 132L240 133V134H242V136L241 135H237L238 134ZM253 132H254V134H253ZM264 132V131H263ZM44 133V134H43ZM54 133V134H53ZM158 133H159V135H158ZM170 133V134H169ZM212 133V134H211ZM229 135H228V134ZM234 133H236V134H234ZM259 133H257V134H259ZM6 134V135H5ZM20 134V135H19ZM21 134H23L22 136H23V138H25L24 140H23V142H22V140L20 139V138H22V136H21ZM43 134V135H42ZM53 134V135H52ZM142 134V135H141ZM148 134H151V135H148ZM198 134H199V136H198ZM220 134V135H219ZM225 134V135H224ZM256 134V135H257ZM71 135V136H70ZM93 135L95 136V137H93ZM142 136V138H141V136ZM156 136V137H153V136ZM158 135V136H157ZM213 135V136H212ZM243 135H244V137H243ZM255 135V137L257 138V141L259 140L258 139V137ZM263 135V134H262ZM261 134H260V136H262ZM8 136V135H7ZM12 136H14V141H13V138H12ZM40 136V137H39ZM62 136H64V137H62ZM73 136V137H72ZM81 136H82V138L83 139H85V140H83L82 138H81ZM108 136V137H107ZM147 136H149L148 138H147ZM200 136L203 138V141L201 140L202 138H200ZM210 136H211V138H210ZM219 136V137H218ZM221 136V137H220ZM226 136V137H225ZM228 136V137H227ZM230 136V137H229ZM233 136H235V139L234 138H232ZM241 136V137H240ZM264 136V135H263ZM4 137V138H3ZM105 137V138H104ZM194 137H196V138H194ZM224 137V138H223ZM237 137V138H236ZM239 137H240V140H239ZM7 138V137H6ZM11 138H12V141L13 142H11ZM22 138V139H23ZM60 138V140H58L57 141V139H59ZM68 138H69V144H70V146H69V144H68V146L72 149V150H74V151H72L70 148L68 149V147H67V143H68ZM72 138H75V139H72ZM107 138V139H106ZM147 138V139H146ZM158 138V139H157ZM218 138H220V140L222 139H224L225 141H227L228 143H229V145L231 144V146H229V147H232L231 148V152H230V148H229V150L227 151L228 153H223L224 151H223V148L224 149H226V146L228 147V145H226V143L224 144V143H222V141H221V144L223 145L224 144V146H223V148H221V147H218L217 146V144H214L215 142H214V140L215 141H217L218 140ZM229 138H232V140L231 139H229ZM242 138V139H241ZM255 138V139H256ZM264 138V137H263ZM16 139H19V140H17L16 141ZM53 140V141H57L58 143H56V142H54L52 145H53V147H54V149H57V148H55V147H58V149L56 150V152L54 151V149H53V147L51 148V150L54 152V153H51L52 155L54 154V156L56 155V157L55 158H53V159H55V160H53L52 158H50L51 160H53L54 162L57 160V157L58 158H61V159H63L62 161H61V159H59L58 161H61L60 162V164L63 162V164H62V166H63V168H62V166L58 163L57 165L53 162V163H49V162H47L49 165H47V166H49V167H46V169H44V166H45V164L43 165V166H41L40 165V163L41 162H39V160L38 159H43L44 158V156H46L48 153H50L49 152V150H50V148H48V146H49V144L48 145H46L47 143H50V141L49 140ZM106 139V140H105ZM151 139V140H150ZM157 139V140H156ZM189 139V140H188ZM209 139L211 140V145H210V143H209ZM214 139V140H213ZM238 141H237V140ZM249 139V138H248ZM247 139V140H248ZM251 139H250V141H251ZM254 139V140H255ZM27 140L29 141L28 143H27V146H25L26 145V142H27ZM71 140H73V141H78L79 143H78V145L76 146L77 148H75V144H77V142H73V141H71ZM108 140V141H107ZM152 140L153 141H156V142H152ZM158 140H160V141H158ZM163 140H164V142H163ZM169 140V141H168ZM191 140V141H190ZM220 140L219 141H217L218 143L220 142ZM223 140V141H224ZM231 140V141H230ZM263 140V139H262ZM24 141H25V145L23 144L24 143ZM43 141H45L46 142V144H44L43 146H42V149H43V147L45 146V151H48V153H44V154H46V155H44L43 153H42V151L40 152L39 151V155H37L36 153H38V152H36L35 153V150H37L38 148H39V146L41 145V143L43 142ZM48 141V142H47ZM86 141V142H85ZM107 141V142H106ZM145 141V142H144ZM147 141H149L148 143H147ZM151 141V142H150ZM188 141H190L191 143H189ZM200 141V142H199ZM240 141V142H239ZM242 142V144L243 143H245L244 145H241V147H242V153H243V150L245 151V149L246 150H250V149H248V145L246 144V142ZM33 142V143H32ZM74 143L73 145L71 144V143ZM80 142H83V144L82 143H80ZM104 144H102V143ZM106 142V143H105ZM176 142V143H175ZM204 142V143H203ZM216 142V143H217ZM234 142V143H233ZM236 142V143H235ZM248 142V141H247ZM256 141H254L253 143H255ZM260 142V141H259ZM144 143H146V145L145 146H147V147H145L143 144ZM158 143H159V145L160 146H163V147H161L160 149L162 150V152L161 151H159V149H158V152H160V153H156V151H155V149H154V147L152 148V146L154 145V146H156V144H157V146H158ZM161 143H163V145L161 144ZM165 143V144H164ZM182 143H183V145H182ZM186 143H187V146H186ZM196 143V145H197V150L196 149H194L193 150V148L192 149H189V146L191 145V144H195ZM208 143V144H207ZM213 143V144H212ZM258 143V142H257ZM57 144H58V146H57ZM80 144V145H79ZM93 144H95V145H93ZM141 144H142V146H141ZM148 144H150V148H149V146H148ZM169 145L170 147L167 149V145ZM173 144V145H172ZM190 144V145H189ZM204 144H205V146L206 147H204ZM24 145V146H23ZM50 145H51V143H50ZM51 145V146H52ZM54 145H56V146H54ZM83 145V146H82ZM165 145V146H164ZM172 145V146H171ZM214 145H216V147H218V148H214ZM219 145H220V143H219ZM259 145V144H258ZM29 146H32L31 147V150L29 149ZM33 146H34V148H36L37 147V149H34L33 148ZM36 146V147H35ZM47 146V147H46ZM80 146V148L81 149H83L84 151H86V152H83V150L81 151V149L80 148H78ZM82 146V147H81ZM84 146H88V149L86 148H83ZM145 147V148H147V149H145L144 148V150L142 149L141 150V148L142 147ZM234 146V145H233ZM254 146V145H253ZM25 147H28V148H25ZM41 147V146H40ZM93 147V148H92ZM183 147V148H182ZM200 147H201V149H200ZM25 148V149H24ZM46 148H48L47 150H46ZM110 150H109V149ZM156 148H159V147H156ZM173 148V149H172ZM185 148V149H184ZM199 148V149H198ZM207 149V150H205V154L206 153H208V154H206V155H204V149ZM239 148H240V146H239ZM15 149V150H14ZM23 149V150H22ZM27 149V150H26ZM28 149L30 150V151H28ZM32 149L34 150V151H32ZM78 149V150H77ZM104 149H106V150H104ZM138 149V150H137ZM163 149H165V151H164V153H163ZM171 149V150H170ZM176 149V150H175ZM183 149V150H182ZM187 149H189V150H187ZM218 149V150H217ZM228 149V148H227ZM251 149H252V147H251ZM256 149V148H255ZM258 149V148H257ZM259 149H260V146H259ZM26 150V151H25ZM38 150H41V148L40 149H38ZM50 150V151H51ZM64 150H65V153H64ZM69 150H71V152L69 151ZM102 150V151H101ZM151 150V151H150ZM157 150V149H156ZM170 150V152H166V151H169ZM217 150V151H216ZM223 152H222V151ZM239 150V151H240ZM62 153L63 152V154H60L59 155V153L60 152ZM68 151L71 153V154H69L68 153ZM78 151V152H77ZM102 153H101V152ZM193 151V152H192ZM238 151V150H237ZM253 151V150H252ZM18 152V153H17ZM23 152H29L28 154H26V158L24 157V153ZM33 153V154H31V153ZM43 152H44V149H43ZM59 152V153H58ZM72 152H74V153H72ZM83 152V153H82ZM99 154H98V153ZM139 152H140V154H139ZM141 152H143L142 154H141ZM150 152V153H149ZM153 152H154V154H153ZM195 152V153H194ZM220 152V153H219ZM41 153V154H40ZM68 153V154H67ZM81 153V154H80ZM156 153V154H155ZM165 153H166V156H165V158H164V155H165ZM174 153H176V154H174ZM177 153L179 154V155H177ZM191 153V154H190ZM241 153V152H240ZM239 153V154H240ZM242 153H241V155H242ZM17 154H22L21 156H22V158H21V156L20 157H18V155ZM98 154V155H97ZM102 154H104V155H102ZM109 154H110V156H109ZM147 154V155H146ZM175 156H174V155ZM183 154V155H182ZM190 154V155H189ZM223 154H225L224 156H226L225 158H223V156H221V155H223ZM254 154V153H253ZM29 155H31V156H33V155H36V159L34 158V157H31L30 158V156ZM43 157H42V156ZM51 155V156H52ZM59 155V156H58ZM63 155H65V156H63ZM82 155V156H81ZM151 155H154V156H152V158H150L151 157ZM174 157H172V156ZM176 155H177V157L178 158H176ZM196 155H199L200 156V158H201V156H202V163H200L199 162V158H196L195 156ZM229 155V156H228ZM251 155V154H250ZM49 156H50V154H49ZM53 156V157H54ZM62 156H63V158H62ZM71 156H74L73 158L74 159H71V161H70V158H72ZM101 156H103V157H101ZM159 157V159L158 158H156V157ZM190 156V157H189ZM194 156V157H193ZM209 156V157H208ZM216 156H217V158H216ZM234 156V157H233ZM236 156V157H235ZM10 157V158H9ZM23 157H24V160H22L23 159ZM37 157H40V158H37ZM87 159V157H88V159L87 160H85V158ZM142 157V159L140 160V158ZM153 157H155V158H153ZM163 157V158H162ZM173 159H172V158ZM193 157V158H192ZM253 156L251 155L249 158H250V160H251V163L253 162L254 163V160L255 159H259V160H261L260 159V157H258V156H254L253 158H255V159H253L252 158ZM6 159V161L5 160H3L4 162H6V163H4L3 161H2V159ZM16 158V159H15ZM18 158H21V160H19ZM48 158V157H47ZM76 158V159H75ZM100 158V159H99ZM170 158V159H169ZM176 158V159H175ZM180 158V159H179ZM184 158V160H182ZM186 158V159H185ZM219 158V159H218ZM223 158V159H222ZM228 158V159H227ZM229 158H232V159H229ZM234 158L237 160H234ZM244 159L245 158V160H243V162L241 163V161H242V159ZM253 160H252V159ZM14 159V160H13ZM26 159V160H25ZM50 159H46L45 160V158H44V160L45 161H49ZM68 159V160H67ZM89 159H90V162H91V164H90V162H89ZM162 159V160H161ZM167 159V164H166V160ZM194 159V160H193ZM195 159L197 160L196 161V165L194 166V164H195V162L193 163V161H195ZM241 159V160H240ZM262 159H264V158H262ZM16 160H18L19 161V163H20V161L22 162V164L24 163L26 166H24V164L22 165L21 163H20V165H19V163L16 161ZM34 160L35 161H38L39 163V165H40V169L38 168L39 166H36V162H34ZM75 160V161H74ZM102 160V159H101ZM165 161V163H163V162H161V163H159L160 161ZM171 160H173V161H171ZM201 160V159H200ZM206 160H208L207 161V163H206ZM209 160L212 162H209ZM221 160H222V162H221ZM8 161L10 162V163H8ZM25 161H26V163H25ZM28 161V162H27ZM58 161H56V163L58 162ZM68 161V162H67ZM73 161V162H72ZM77 161H79V162H77ZM83 161L85 162V164L87 163V168L86 169H84L83 170V167L85 168V165H84V163H83ZM89 163H88V162ZM153 161V162H154ZM176 161V162H175ZM229 161H231V162H229ZM234 161H236L237 163H235L234 165H239V168L240 169H238V168H236L237 166H234V165H230L231 163H234ZM32 162H34L35 163V165L32 163ZM66 162V163H65ZM73 164H71V163ZM82 162V163H81ZM147 163H148V161H146ZM174 162H175V164H174ZM257 162V163H256ZM42 163H43V160H42ZM41 163V164H42ZM44 163H46V162H44ZM76 163V164H75ZM78 163H80V165L81 164H83V165H81V166H79V164ZM191 163V164H190ZM192 163H193V166L194 167H191L192 166ZM211 163V164H210ZM220 165H219V164ZM223 163V164H222ZM242 164V166L240 165V164ZM248 163H250V161H248ZM261 163H263V161L261 162ZM258 160H255V165H254V167L256 168L255 170H256V173H255V175L257 174V175H260V173H262V169L264 168V165H261V167L259 166V168H258V164H261ZM37 164V165H38ZM52 164H55L56 166H58L60 169H58L59 170V172H61V173H58V170L56 169L55 170V168H56V166L54 167ZM69 164H71V165H69ZM90 164V165H89ZM143 164V163H142ZM171 164H172V167H170L171 166ZM173 164L175 165V166H173ZM188 166H187V165ZM209 164V165H208ZM215 164V165H214ZM264 164V163H263ZM7 165H5V166H7ZM19 165V166H18ZM32 165L33 166H36L35 168H34V171H36V170H38L39 172H34L33 171V167H32ZM52 165V166H51ZM68 165V166H67ZM144 165V164H143ZM147 165V164H146ZM159 165V166H158ZM166 167H165V166ZM183 165V166H182ZM224 165V166H223ZM4 166V167H5ZM20 166H21V169H20ZM83 166V167H82ZM89 166H90V170H89ZM161 166V167H160ZM163 166H164V168H166V169H164L163 168ZM178 166V167H177ZM181 167V169H180V167ZM190 166V167H189ZM207 166H210V169H207ZM216 166H219V167H216ZM229 166H230V168H229ZM231 166H233L234 168H232ZM18 167V168H17ZM54 167V168H53ZM57 167V168H58ZM77 167H79V169L77 168ZM81 167V168H80ZM160 167V168H159ZM167 167H169V168H167ZM177 168V171L175 172V170H176V168ZM221 167V168H220ZM226 167H228V168H226ZM251 167V168H250ZM253 167V168H254ZM12 168V167H11ZM18 170H17V169ZM29 168V169H28ZM44 170H43V169ZM50 168H53L54 169V172H52L53 171V169L50 171L49 169ZM67 168V169H66ZM77 168V169H76ZM143 168H144V166H143ZM149 168V167H148ZM163 168V170H161ZM171 168V169H170ZM174 168V169H173ZM189 168L190 169H194V168H196L195 169V173L194 172H192V170H190V171H188L189 170ZM209 168V167H208ZM231 168H232V170H231ZM248 168H249V170H250V172H249V170H248ZM48 169V170H47ZM146 169V168H145ZM168 169H170L169 171H171L170 173H169V176H170V178H169V176H165L164 174L166 173V174H168ZM185 169V170H184ZM208 171H207V170ZM216 169V170H215ZM220 169V170H219ZM229 169V170H228ZM259 169V170H258ZM16 170L18 171V173L20 172V170H21V172L18 174V175H16ZM26 170H27V176H25L26 174ZM40 170H42V171H40ZM77 170V171H76ZM80 171V173H78L79 171ZM86 170H88V171H86ZM173 170H174V172L175 173H172L173 172ZM210 170V171H209ZM237 170V171H236ZM240 170H241V172H240ZM247 170V171H246ZM44 171V172H43ZM45 171L47 172V174L45 173ZM63 171V172H62ZM65 171H67V172H65ZM72 171H73V173H72ZM84 171H85V173H87L88 174V180L86 179V177L85 176H87V175H85V173H84ZM89 171H91L90 173H89ZM155 171H157L159 174H160V172L161 173H163L162 175H164V176H159V174L158 173H156ZM164 171H165V173H164ZM218 171V172H217ZM221 171H223V173H221ZM230 171V172H229ZM234 171V172H233ZM239 171V172H238ZM260 171V172H259ZM264 171V170H263ZM34 172V174H32ZM65 172V174H63ZM75 172V173H74ZM178 172V173H177ZM217 172V173H216ZM253 172V173H252ZM13 173V174H12ZM36 173V174H35ZM38 173H40V174H38ZM42 173V174H41ZM51 173H52V175H51ZM59 174V178H58V175L57 174ZM151 173V174H150ZM172 173V174H171ZM184 174L183 175V177H181L182 175H180L179 176V174ZM202 173V174H201ZM204 173V174H203ZM207 173V174H206ZM214 173V174H213ZM216 173V174H215ZM220 175H222L223 176V174H224V176L222 177V178H218L217 176H220ZM240 174L239 175V178L238 177H236L235 175H238V174ZM47 175V179H45L44 181H43V179L42 178H45L46 177V175ZM49 174V175H48ZM61 174H63V177L65 176V175H67L66 177H67V179H66V177L65 178H63L62 179V175ZM178 174V175H177ZM212 174H213V176H212ZM229 174V175H228ZM235 174V175H234ZM247 174H245L246 176H247ZM251 174H250V178H251ZM1 175H3V176H1ZM20 175V179H21V177L24 179V180H20V179H18V176ZM30 175V176H29ZM34 175H36V176H34ZM40 175H41V177H40ZM44 177H43V176ZM51 175V176H50ZM77 175V177H75ZM79 175H81V176H79ZM152 175V176H151ZM153 175H155L154 177H153ZM203 175V176H202ZM232 175V176H231ZM56 176V177H55ZM78 176H79V178H78ZM175 176H179V177H175ZM189 176H193V178L195 179H193L192 178V180H194V181H192L191 180V177H190V179H189ZM195 176V177H194ZM206 176V178H204ZM215 176V177H214ZM230 176V177H229ZM52 177V178H51ZM80 177H83V178H80ZM160 177V178H159ZM164 177H166L167 179H168V181L167 182H165L164 180L166 179H164ZM184 177H185V180H184ZM197 177H198V179H197ZM202 177V178H201ZM225 177V178H224ZM231 177H232V179H234V177H235V180H233V181H235V182H232V179H231ZM17 178V179H16ZM71 178L73 179V180H71ZM153 179V181H152V179ZM176 178H178V179H176ZM181 178H183V179H181ZM201 178V179H200ZM210 178V179H209ZM238 178V179H237ZM245 178V177H244ZM260 178H261V176H260ZM25 179H27L26 180V182H28L27 184H29V185H27V184H25L26 182H25ZM34 179V180H33ZM42 179V180H41ZM145 179H148V180H146L147 181V183H144L143 182V180H145ZM159 179H161V180H159ZM171 179V180H170ZM184 180L183 182L184 183H182V181L181 180ZM248 179V178H247ZM40 180H41V183H40ZM62 180V181H61ZM63 180L65 181V182H63ZM80 180H81V182H80ZM84 180H86V181H88V182H84ZM157 180H159L158 181V183L160 184L158 187H157V185H155V183L157 182ZM174 180H178L177 182L178 183H176V181H174ZM231 180V181H230ZM242 180H243V178H242ZM37 181V182H36ZM42 181H43V183H47V185H46V183L45 184H43L42 183ZM69 182V186H71V185H73V187H74V185L76 186L77 184V186H79V188L78 187H72L71 186V188H70V190L71 191H69V189H68V191H67V188H68V185H65V183L66 182ZM73 181H75V183L73 182ZM145 181V182H146ZM152 181V182H151ZM181 181V182H180ZM190 181V182H189ZM195 181H197V182H195ZM201 181V182H200ZM229 181H230V183H229ZM22 182V183H21ZM32 184V186H31V184ZM36 182V183H35ZM60 182V183H59ZM83 182V183H82ZM172 182H174V183H172ZM194 182V183H193ZM214 182V183H213ZM242 182V181H241ZM34 183H35V186H34ZM38 183V184H37ZM40 183V184H39ZM72 183H74V184H72ZM77 183V184H76ZM149 183H152L153 185H155L157 188H156V190H155V186H152V185H149ZM158 183H156V184H158ZM164 183H166V184H164ZM172 183V184H171ZM198 183V184H197ZM208 183V184H207ZM225 183V184H224ZM16 184V185H15ZM49 184V185H48ZM62 184V185H61ZM82 184H84V186H82ZM173 184H175V185H173ZM186 185V187L188 188L187 190L185 189V186L184 185ZM224 184V185H223ZM233 184V185H232ZM243 184H244V182H243ZM253 183L251 182V183H249V184H247V185H251V187H248V188H252V186H254V185H252ZM19 185V186H18ZM27 185V186H26ZM41 185H42V187H41ZM64 185V186H63ZM148 185V186H147ZM206 185V186H205ZM246 185V186H247ZM18 186V187H17ZM48 186H49V188H48ZM62 186V187H61ZM66 186H67V188H66ZM146 186L148 187V189L147 190H144L145 188H146ZM149 186H152V189H150V187ZM162 186V187H161ZM165 186V187H164ZM172 186V187H171ZM176 188H174V187ZM184 187V188H182V187ZM211 186H212V188H211ZM231 186V187H230ZM244 186V185H243ZM15 187H17V188H15ZM29 188V189H25V188ZM31 187H33V188H31ZM35 187V188H34ZM44 187H45V189H44ZM65 187V189H62V188H64ZM80 187H82V188H84V191H82V188H80ZM153 187H154V191H153ZM164 187V188H163ZM168 187V188H167ZM181 187V188H180ZM214 187V188H213ZM217 187V188H216ZM234 187V188H233ZM245 187V186H244ZM11 188V187H10ZM10 189V192H12V193H15L14 191H13V189ZM91 188V189H90ZM163 188V189H169V190H172V193H169V192H171V191H169V190H161V189ZM178 188H179V190H180V193H178L179 192V190H178ZM220 188V192H218V189ZM247 188V187H246ZM37 191H36V190ZM79 189V190H78ZM81 189V190H80ZM158 189V190H157ZM173 189H175V192H176V199L178 198V200L177 201H175L176 199L173 197L174 196V194H173ZM211 189V190H210ZM215 189V190H214ZM23 190H24V192H23ZM33 190V191H32ZM41 190V191H40ZM75 190H78V191H74ZM144 190V191H143ZM153 192H155V193H153V194H150V193H152V191ZM182 190H186L185 191V193H184V191H183V193H182ZM217 190V191H216ZM226 190V189H225ZM8 191V190H7ZM40 191V192H39ZM74 192V193H71V192ZM80 191H82V194L84 193L85 195H82L81 194V192ZM145 191H147V193L145 192ZM165 192L164 194H165V196L163 195V194H159V192L161 193V192ZM214 191V192H213ZM230 191H229V193H230ZM240 191V192H239ZM4 192V191H3ZM34 192L37 194H34ZM81 195V198H78V197H80L79 196V194ZM141 192H143L145 195H146V201H147V197H149V200L150 199H152V198H154V200L152 199V200H150V201H148L147 203L149 204H147V203H145L142 199H141V197L138 199L139 201L140 200H142L143 201V203H145V204H147V208H148V210H146L145 208V206L146 205H144L143 203L141 204V206L142 207H145V208H143L142 209V207L140 206V208H141V210H140V208H139V206L137 207V205H139L138 203H139V201L136 199V198H138V196L140 195V193ZM157 192H158V195H157ZM216 192V193H215ZM218 192V193H217ZM18 193H19V195H18ZM39 193H42V195L41 194H39ZM72 195H71V194ZM182 193V194H181ZM241 193V197L239 196V195H237V194H240ZM143 194V195H144ZM151 195V198H150V196L149 195ZM155 194V195H154ZM172 194H173V196H172ZM190 195L189 196V198L188 197H186L187 195ZM221 194V193H220ZM223 194V193H222ZM38 195H41L40 197L38 196ZM76 195V196H75ZM141 195H142V193H141ZM140 195V196H141ZM142 195V196H143ZM145 195L143 196V198L145 197ZM206 195H207V197H206ZM215 195V196H214ZM24 196H26L25 197V199L24 198H22V197H24ZM29 196H31L32 197V199H31V197H29ZM83 196L85 197V198H83ZM153 196H155V197H153ZM160 197L159 199L157 198V197ZM168 196V197H167ZM182 197L183 196V199H182V201L183 202H179L180 201V197ZM186 198H185V197ZM193 196V198H191L190 199V197H192ZM223 196H224V194H223ZM70 197H71V199H70ZM100 197H101V195H100ZM99 197V198H100ZM162 197V198H161ZM169 198V199H166V198ZM171 197V198H170ZM204 197H206V198H204ZM216 197H217V199H216ZM34 198V199H33ZM39 198H41L42 199V203L43 202H45L44 204H41L40 202V200H38ZM213 199V201H215V203H212V201H211V204H207V202H208V200H209V202H210V200H212ZM223 198V197H222ZM234 198V197H233ZM243 198V199H242ZM21 199H22V203H21ZM113 199V198H112ZM162 201H161V200ZM171 199V200H170ZM175 199V200H174ZM206 199V200H205ZM215 199V200H214ZM221 199V198H220ZM236 199H238V198H236ZM7 200V201H6ZM31 200H35L36 202L38 201V203H35V204H39V205H35L34 206V202L33 201H31ZM118 200V199H117ZM116 200V201H117ZM132 200H134V201H138L137 202V205L134 203V201H132ZM160 200V201H159ZM165 200H170V201H168V203L170 204V206L173 204V203H175V204H173V206L171 207V208H169L170 206L168 205V206H165V205H167L166 204V201ZM225 200V199H224ZM233 200V199H232ZM234 200H235V198H234ZM233 200V201H234ZM9 201V202H8ZM78 201V202H77ZM80 201L81 202H83L84 204H82V203H80ZM98 201V202H97ZM151 201H153L152 203H151ZM156 201H158V202H156ZM196 201H198V202H196ZM207 201V202H206ZM219 201V200H218ZM222 201V200H221ZM238 201V200H237ZM236 201V203H238L239 204V202L240 201H238L237 202ZM31 202V203H30ZM59 202H61V203H59ZM100 202V204H98ZM111 202V203H110ZM141 202V201H140ZM159 202H162L163 204H164V206L166 207V208H163V209H159V206H157V205H160V207H163V205H161L162 203H160V204H158ZM177 202H179V205L177 204ZM197 203V205H195V204H193V203ZM232 202V201H231ZM49 203V204H48ZM132 203H134L133 205H132ZM151 203V204H150ZM154 203V204H153ZM172 203V204H171ZM181 203V204H180ZM182 203H183V205H184V207H183V205H182ZM199 203V204H198ZM222 203H223V201H222ZM6 206H5V205ZM13 204V205H12ZM24 204V206H22ZM79 204H80V206H79ZM82 204V205H81ZM193 204V207L191 206ZM219 204H220V202H219ZM18 205V206H17ZM51 205V206H50ZM150 205H152V207H151V209L149 208L150 207ZM182 206L180 209H179V207L178 206ZM234 205H236L235 203H234ZM234 205H233V207H234ZM242 205V204H241ZM241 205H240V207H241ZM32 206H34V207H32ZM42 206V207H41ZM47 206H48V209H47ZM61 206V207H60ZM80 208H79V207ZM154 206V207H153ZM155 206H157V207H155ZM208 206H206V207H208ZM238 206V205H237ZM237 206H235L236 208L235 209H238V208H240V207H238L237 208ZM15 207H18V209L16 210L15 209ZM49 207L51 208L50 209V211L48 212V210H49ZM175 207H178L177 209H178V212H180L181 211V213L183 212V214H180V213H178L177 212V209L175 208ZM13 208V209H12ZM19 208L21 209V210H19ZM37 208H39V211L37 210ZM40 208H41V210H40ZM45 210H47V212L46 211H44V209ZM66 208H67V210H66ZM82 208V209H81ZM139 208V209H138ZM155 210V213L153 214V213H150V214H147V215H145L144 213L145 212H152L153 211V209ZM168 208L171 210L170 212H168L169 210H168ZM14 209H15V211L17 212H15L16 214H19V216L17 215V217H16V214L15 213H13L14 212ZM24 209V210H23ZM43 209V210H42ZM52 209H54V211L56 212V214L57 215H59V216H57V218H56V220L54 221V220H51L50 218H51V216L52 217H56L55 216V212L52 210ZM69 209V210H68ZM159 209V210H158ZM168 211H167V210ZM176 209V212H172V210H175ZM211 209V210H212ZM251 209H252V207H251ZM253 209H256V211L257 210H259L258 208H253ZM13 210V211H12ZM58 210H60V211H58ZM139 210V211H138ZM144 211V213H143V211ZM152 210V211H151ZM156 210L158 211V213H159V211H162L161 213H160V215L156 212ZM193 210V211H192ZM3 211H5V210H3ZM51 211H53V212H51ZM137 211L138 212H141V213H143V214H141L140 215V213H137ZM255 211V210H254ZM12 212V214H11V217H10V213ZM41 212V213H40ZM45 212L47 213V214H45ZM60 212V213H59ZM195 212H194V214H195ZM51 213V214H50ZM85 213V214H84ZM174 213V214H173ZM175 213L176 214H178V215H175ZM49 214V215H48ZM81 214V215H80ZM84 214V215H83ZM157 214V215H156ZM198 215V214H197ZM45 216V217H44ZM84 216V217H83ZM162 216V217H161ZM174 216H175V218H174ZM177 216V217H176ZM202 216V217H203ZM33 217V218H32ZM48 217H50V218H48ZM58 217L60 218V222L62 223L63 222V224H67V226H68V228H67V226L65 227V228H67L65 231L63 230V229H65V228H63L62 229V231H64L65 233H68L69 234V236L66 234H64V233H61V234H64V236L66 237V240L67 241H65L64 240V238L62 239L61 238V234H58L60 231H61V228H62V224H60L59 225V223L57 222V220L59 221V219H58ZM63 217L66 219V221H65V219H63ZM74 217H76V218H74ZM153 217V218H152ZM156 217V218H155ZM181 217V216H180ZM186 217H189V216H186ZM194 217H196V216H193L192 217V219L194 218ZM200 217H199V219H200ZM201 217V219H203ZM50 219V221H48V219ZM163 218V219H162ZM189 218H191V217H189ZM189 218H185V217H182L181 218V220H185V221H188V220H192V219H189ZM198 218V217H197ZM239 218V217H238ZM241 218H243V217H241ZM53 219H55V218H53ZM74 219H76V220H74ZM83 219H85V220H83ZM162 219V220H161ZM171 219H170V222H171ZM178 219H180V218H178ZM240 219V218H239ZM37 220V221H36ZM71 221V222H68V221ZM114 220V221H113ZM117 220V221H116ZM125 220H126V222H128L127 223V226H130V232L128 231L127 232V230H128V228H127V230H126V228L124 229V227H122V223H125V226H126V222H125ZM168 220V221H167ZM77 221V222H76ZM85 221H90V223H92L91 225H93L94 227H95V234H91V232L94 230L93 228V230L91 231V230H89V227L90 226H88L86 223H85ZM111 221V222H110ZM115 221L116 222H118L119 221V224H120V226H119V228H117V226L115 225V224H117V223H115ZM124 221V222H123ZM164 221V222H163ZM34 222H36V224L34 223ZM37 222L39 223V225H38V229H40L42 226H44V230L45 231H48V229L50 228L49 227V225L51 226V230H52V232H50V230L48 231V232H50L51 234H53L52 236L53 237H55V240H58L59 242H60V245H62L63 246V248L62 247H58V244H55L53 241H52V236H51V238L49 237L51 234H47V232L45 233L44 232V236L43 235H41L40 233H42L41 232V230L40 231H38V229H36V232L34 231V229L36 228V226H37ZM56 222H57V224H56ZM68 222V223H67ZM77 223V224H74V223ZM110 222V224L112 225V227L111 228H109V223ZM136 222V223H135ZM137 222H143L144 224H142V225H140V229L138 230V228H136V227H138V226H136L137 225ZM80 223V224H79ZM115 223V224H114ZM48 226H47V225ZM70 224H72V225H70ZM118 224V225H119ZM169 224V223H168ZM11 225V226H10ZM42 225V226H41ZM57 225H59V226H57ZM80 225V226H79ZM110 225V226H111ZM134 225V226H133ZM171 225H173V223L171 224H169V226H171ZM26 226H28V227H26ZM55 226H57V227H55ZM65 226V225H64ZM75 226H77V228L75 227ZM83 226V227H82ZM124 226V225H123ZM45 227H47V229L45 228ZM49 227V228H48ZM61 227V228H60ZM107 227L109 228V229H107ZM133 227H135V228H133ZM14 228V229H13ZM69 228H71V229H69ZM87 230H86V229ZM116 228H117V230H119V232H121V231H123V230H126V232L125 233H123V232H121V233H116L115 231H116ZM123 228V229H122ZM152 228V229H151ZM12 230V232H11V230ZM19 230V233H18V231H16V230ZM33 229V230H32ZM42 230H43V228H41ZM57 229H60V230H58L59 232H57ZM84 229V230H83ZM135 229H137V230H135ZM149 229H151V230H149ZM33 231V233H31L32 231ZM43 230V231H44ZM112 230H114L113 232H112ZM135 230V231H134ZM158 230H160L159 228H158ZM178 230V232L179 233H182V232H180L179 230H181L182 231V229H177ZM177 230L175 229V230H173V231H170L169 232V234H173V235H171V236H175V235H177L176 234V232H177ZM21 231V232H20ZM80 231V233H78V236L76 235L77 234V232H79ZM82 231V232H81ZM89 231H91V232H89ZM40 232V233H39ZM94 232V231H93ZM132 232V233H131ZM177 232V233H178ZM9 233V234H8ZM22 233V234H21ZM116 233V234H115ZM128 233V234H127ZM131 233V234H130ZM175 233V234H174ZM14 234V235H13ZM39 234H40V236H39ZM80 234H82V236L80 235ZM19 235V237H18V242H21L22 244H25L26 246H27V244L29 245V249H24V248H28V247H25V245H23V249H21L22 247V244L21 243H19V244H21V246H19V244H18V242L16 241V237ZM22 235V236H21ZM60 235V236H59ZM127 235H129L128 237H127ZM134 235H135V237H134ZM153 235H155V234H153ZM16 236V237H15ZM30 236H31V238H30ZM38 236H39V238H38ZM45 236H46V238H45ZM13 237H14V239H13ZM34 237H36V238H34ZM5 238V239H4ZM43 238V239H42ZM45 238V239H44ZM1 239H4L6 242H3L4 240H2V242H1ZM20 239V240H19ZM26 239V240H25ZM41 239V240H40ZM49 239H51V240H49V244H48V240ZM68 239H69V243H68ZM25 240V241H24ZM29 240L32 242H30L29 243ZM14 241H16L17 243H15L16 245H18L17 247V249L15 248V246H14V248H13V243H14ZM28 241V242H27ZM33 241H34V243L36 244V245H38V246H41V244L40 243H42V247L43 248H40V249H38L35 245H32V247L33 246H35V247H33V248H31L30 246H31V244H33ZM39 241H41V242H39ZM43 241V242H42ZM50 241H51V245L53 246V247H49L48 246V248H47V246L46 245H50ZM56 242V243H59V242ZM25 242V243H24ZM37 242H38V244H37ZM53 242V243H52ZM78 242V243H77ZM3 244H4V246H3ZM10 244V245H11ZM40 244V245H39ZM71 244V245H70ZM74 244H76V245H74ZM0 245V246H1ZM7 245V246H8ZM55 245V246H54ZM56 245H57V249H56ZM68 245H70V247L68 246ZM46 247V248H45ZM66 247H68L67 249H64V248H66ZM50 248V249H49ZM136 248V249H135ZM33 249H35V250H38V252H35V250L33 251V254L34 253H40V254H38L37 256H35V254H34V256L35 257H33V254H32V251L31 250H33ZM42 249V250H41ZM44 249H46V251L44 250ZM48 249L50 250V251H48ZM235 249V244H231V249H230V255H231V257H232V255H233V250ZM12 250H14V251H16V254H15V256H13L14 254L13 253H15V252H13ZM24 250V251H23ZM70 250V251H69ZM12 251V252H11ZM29 251H30V253H29ZM40 251V252H39ZM113 251V252H112ZM2 253V252H1ZM13 255H12V254ZM51 253H53V255L54 254H57L56 255V257H53V255L51 254ZM136 253V254H135ZM8 254H10V257L8 256ZM71 255V257L72 258H69V257H67L66 255ZM128 254V255H129ZM28 255V256H27ZM52 255V256H51ZM1 256V255H0ZM39 256H40V260H39ZM43 256V258H41ZM79 256L81 257V258H79ZM74 257V258H73ZM157 257V256H156ZM8 258L10 259V261L8 260ZM15 258V259H14ZM24 258V261L26 262V259ZM31 258H34V259H31ZM39 260V261H37V259ZM60 258V259H59ZM77 258V259H76ZM42 259V260H41ZM74 259V260H73ZM167 259H169V258H166V259H162L161 257H157L153 262H154V264H170V261L169 260H167ZM57 260H59V261H57ZM18 261L16 262L17 264H19L18 263ZM24 261H22V263L23 264H25V262ZM36 262V263H35ZM62 262V263H61ZM112 262V261H111ZM161 262V263H160ZM0 264H1V262H0ZM28 264H30L29 262H28Z\"/></svg>",
  "mask_w": 264,
  "mask_h": 264
},
{
  "label": "bare ground",
  "instance_id": "obj_2",
  "mask_svg": "<svg viewBox=\"0 0 264 264\" xmlns=\"http://www.w3.org/2000/svg\"><path fill=\"white\" fill-rule=\"evenodd\" d=\"M36 1L38 2L39 0H36ZM54 1H55V0H52L51 3L54 2ZM88 1H89V0H88ZM101 1H103V0H101ZM107 1H108V0H107ZM116 1H117V0H116ZM120 1H121V2H124V3L126 2V0H119V2H120ZM135 1H136V0H135ZM146 1H147V0L143 1L141 4H143V3L145 4ZM173 1H174V0H173ZM176 1H177V0H175V2H176ZM202 1H203V0H202ZM225 1H226L225 6H224V4H223L222 6H224V7H226V8H228V7H232L233 9H236V8H234V7L236 6V5H234V3H233L234 0H233V1H231V0H225ZM246 1H248V2H246ZM249 1H251V0H245V3H243V2H244V1H243L241 4L243 5L242 7L245 6V7H244L245 9H243V10H246V9H247V13H248V15H250L249 18L247 17V20L250 19L251 21H253V24H254V25H253L252 28H251V29H252V33H255V31L257 32V31H258L257 29H259V30L262 31V35H263V39H264V19H263V18H264V16H263L264 14L262 13V11H264V10H262V7L264 8V0H259L260 4L262 3V4H261V5H262L261 7H260L259 2H258L257 0L251 1L252 4H251ZM93 2H94V0H93ZM108 2H109V1H108ZM149 2L153 3L154 5H155V3H156V2L154 3V1H152V0H151V1L149 0ZM159 2H160V1H159ZM179 2L184 3V1H179ZM187 2H188V0H186V2L183 4V6H184L183 9H184V11L188 8V7L186 8V6H187ZM218 2H219V1H218ZM255 2H256V4H255ZM44 3H45V2H44ZM44 3H42L41 6H39L40 4L37 5V8H38V6H39V8H38L39 13H38V12H37V13L39 14V18H40V20L42 19L40 24H42L43 27H44L45 22H47V20H48V15H49L52 11H54V14H53V15H54V18L51 17V16H50V17H51V19H52V18L54 19V20H52L53 22H54V21H55V22H56V21L58 22V20H57V18H55V16L58 15L59 12H61V11H57V10H56L58 6L54 7V8H56L55 10H54V9L52 10V8H53L52 6L54 5V3H52V5H50V4H49V3H50L49 0H47V3H48V4H44ZM57 3H58V1H57ZM57 3L55 2V5H56ZM91 3H92V2H91ZM94 3H95V2H94ZM151 3L149 4V3L147 2V4H145V5L143 4V7L146 8L147 6L152 5ZM164 3H165V2H164ZM176 3H177V2H176ZM189 3H190V1H189ZM198 3L200 4V2H198ZM198 3H195V4H198ZM257 3H258V5H257ZM36 4H37V3H36ZM43 4H44V5H43ZM59 4H60V3H59ZM141 4H139V6L141 7V8H140V9H141V12H142L143 10H145V11H143V13H141V17H142V15H144V20H145V14H147L149 11H152L151 9H153V8H151V7H152V6L154 7V5H152V6L150 7L151 9H150V8L148 9V7H147V9H145V8H142V5H141ZM185 4H186V5H185ZM202 4L204 5L203 2H202ZM202 4H200V5H202ZM55 5H54V6H55ZM146 5H147V6H146ZM159 5H161V2H160V4H158V1H157V6L155 5V7H156L155 9H157V8L159 7ZM162 5H163V4H162ZM174 5H176V4L174 3ZM180 5H182V4L179 3V4H178L177 6H175V7H178V6H179V8H180ZM253 5H254V7H253ZM256 5H257L259 8H261V10H259L258 7H257V8H258V9H257V8H256ZM139 6H136V8L139 7ZM189 6H190V5H189ZM222 6H221V7H222ZM201 7H202V6H201ZM236 7H237V6H236ZM239 7H240V6H239ZM242 7H241V8H242ZM247 7H248V8H247ZM252 7H253V8H252ZM130 8H133L132 5H130ZM136 8H135V9H136ZM169 8H171V7H169ZM181 8H182V7H181ZM181 8H180V9H181ZM185 8H186V9H185ZM203 8H204V7H203ZM222 8H223V7H222ZM226 8H224V9H226ZM64 9H65V8H64ZM116 9H117V8H116ZM116 9H115V10H116ZM122 9H123V8H122ZM122 9L120 8V10H122ZM137 9H138V8H137ZM189 9H190V8H189ZM238 9H239V8H238ZM238 9H236L235 11H237ZM51 10H52V11H51ZM59 10H62V9H59ZM131 10H132V9H131ZM146 10H147V11H146ZM173 10H174V9H173ZM191 10H193V9L191 8ZM220 10H222V9L220 8ZM228 10L230 11L231 8H230V9H227V11H224V12H227V13H228V12H229ZM55 11H56V12H55ZM74 11H75V10H74ZM76 11H77V10H76ZM76 11H75V12H76ZM113 11H114V10H113ZM116 11L118 12L119 9H117ZM116 11H114V12H116ZM132 11H134V10H132ZM136 11H137V10H136ZM154 11H155V10L153 9V13H154ZM181 11H182V10H181ZM238 11H242V9H241V10H238ZM238 11H237V12H238ZM256 11H257V12H256ZM57 12H58V13H57ZM117 12H116V13H117ZM134 12H135V11H134ZM237 12H234L233 10H232V12L230 11L231 14H233V13L235 14V13H237ZM242 12H243V11H242ZM242 12H241V13H242ZM258 12H259L260 14H259ZM52 13H53V12H52ZM78 13H79V12H78ZM144 13H145V14H144ZM192 13H193V12H192ZM227 13H224L225 16H226ZM244 13H245V12H244ZM38 14H37V15H38ZM55 14H56V15H55ZM61 14H63V12H61L59 15L61 16ZM99 14H100V13H98V15H99ZM125 14H126V12H125ZM151 14H152V13H151ZM172 14H173V13H172ZM175 14H176V12H175ZM203 14H204V12H203ZM234 14H233V15H234ZM238 14L240 15V12H239ZM256 14H257V15L259 14V15H260V16L258 15L259 18H262V20H260L259 23H258V21H255V20H254L255 17H253V16H255ZM50 15H52V14H50ZM59 15H58L57 17H59L58 19L60 20V16H59ZM156 15H157L156 17L158 18V15H160V13H159V14L156 13ZM163 15H165V14H163ZM178 15H179V14H178ZM197 15H198V14H197ZM228 15H229V14H228ZM165 16H166V15H165ZM198 16L201 17V14H199ZM222 16H223V15H221V17H222ZM225 16H223V18H224ZM251 16L253 17V19L251 18ZM35 17H36V16H35ZM77 17H78V16H77ZM127 17H128V16H127ZM153 17H154V19H155V15H154V14H153ZM195 17H196V16H195ZM204 17H205V16H204ZM221 17L217 18L216 21H219L220 24H221V23L223 24V22H221V20H220ZM235 17H236V16H235ZM37 18H38V16L36 17V21H37ZM97 18H98V17H97ZM97 18H95V19L98 20ZM123 18H124V16H123ZM129 18L131 19L132 16H131V17L129 16ZM133 18L138 19V18H137V15L134 16ZM133 18H132V19H133ZM146 18H147V17H146ZM160 18H161V17H160ZM197 18H199V17H196V19H197ZM211 18H212L213 20L216 19V18L213 17V16H212ZM211 18H208V19L211 20ZM223 18H221V19L223 20ZM225 18H226V17H225ZM33 19H34V17H33ZM126 19H127V18H126ZM126 19H124V20H126ZM142 19H143V18H142ZM150 19H151V18H150ZM161 19H162V18H161ZM190 19H191V18H190ZM192 19H193V18H192ZM194 19H195V18H194ZM194 19H193V21H194L196 24H198V22H196V19H195V20H194ZM201 19H202V18H201ZM206 19H207V17H206ZM244 19H245V17H244ZM81 20H83V19L81 18ZM96 20H95V21H96ZM100 20H101V19H100ZM147 20L149 21L148 18H147ZM151 20H152V19H151ZM197 20H198V19H197ZM199 20H200V19H199ZM199 20H198V21H199ZM202 20H203V19H202ZM226 20H227V19H226ZM28 21H29V20H28ZM31 21L34 22V20H31ZM60 21H61V20H60ZM95 21H94V25L97 23V22H95ZM102 21H103V19H102ZM122 21H123V19H122ZM133 21L136 22L137 20H134V19H133ZM138 21H140V19H139ZM148 21H146V24L148 23ZM174 21H175V24H176V20H174ZM204 21H206V20H203V24H204ZM208 21H209V20H208ZM208 21H207V23H209ZM214 21H215V20H214ZM216 21H215V22H216ZM61 22L64 23L65 21L62 20ZM123 22H124V21H123ZM123 22H122V23H123ZM126 22H127V20H126ZM126 22H125V23H126ZM135 22H133V23H135ZM140 22H141V21H140ZM154 22H155V20H154ZM163 22H165V21L163 20ZM210 22H211V21H210ZM238 22H239V21H238ZM19 23H20V22H19ZM29 23H30V21H29ZM35 23H36V22H35ZM100 23H102V22H100ZM133 23H132V20H131V24H133ZM142 23H143V22H141V23H136V24L139 26L140 24L142 25ZM152 23H153V21H152ZM170 23H171V22L169 21V23H168V22H165L164 24L167 25V24H170ZM195 23H194V24H195ZM200 23H202V21H201ZM217 23H218V22H217ZM217 23H216V24H217ZM245 23H246V21H245ZM256 23H257V24H256ZM32 24H33V23H32ZM36 24H37V23H36ZM36 24H35V25H36ZM97 24H98V23H97ZM104 24H105V23H104ZM114 24H117V23H114ZM127 24H128V23H127ZM154 24H155V23H153V25H154ZM157 24H158V20H157V22H156V25H157ZM173 24H174V23H173ZM178 24H179V23H178ZM183 24H184V23H183ZM203 24H202V25H203ZM205 24H206V23H205ZM212 24H213V23H212ZM220 24L218 23L217 26L214 25V26H211V27H212V28L215 27V26L218 27V25H220ZM13 25H14V24H13ZM92 25H93V24H92ZM94 25H93V26H94ZM100 25H102V24H100ZM110 25H111V24H110ZM124 25H125V24H124ZM141 25H140V26H141ZM143 25H144V24H143ZM147 25H148V24H147ZM149 25L151 26V24H149ZM156 25H155V26H156ZM160 25H162V24H160ZM160 25H159V26H160ZM180 25H181V24H180ZM60 26H61V25H60ZM65 26H66V23H65ZM116 26H117V25H116ZM128 26H129V25H128ZM128 26H127V27H128ZM159 26H158V27H159ZM177 26H178V25H177ZM177 26H176V27H177ZM188 26H189V24H188ZM199 26H200V25H199ZM199 26H198V27H199ZM206 26H208V25L206 24ZM14 27H15V26H14ZM101 27H104V26H100V27L98 26V29H99V28H100V30L102 29L101 32L105 31V30H104L105 27H104V28H101ZM108 27H109V26H108ZM110 27H111V26H110ZM114 27H115V26H113V28H114ZM133 27H134V26H133ZM142 27H143V26H142ZM142 27H141V28H142ZM146 27H147V26H146ZM153 27H154V26H153ZM153 27H152V29H153ZM161 27H162V26H161ZM164 27H165V26H164ZM186 27H187V25H186ZM203 27H204V26H203ZM209 27H210V25H209ZM40 28H41V27H40ZM60 28H61L62 31H63V28H62V27H60ZM66 28H67V27H66ZM106 28H107V25H106ZM118 28H119V27H118ZM123 28H124V27H123ZM162 28H163V27H162ZM180 28H181V27H180ZM182 28H185V27L182 26ZM196 28H197V27H196ZM205 28H206V27H205ZM229 28H231V29H229ZM0 29L2 30V28H0ZM8 29H9V28H8ZM10 29L13 30L14 28L12 27V28H10ZM15 29H16V28H15ZM108 29H110V28H108ZM108 29H106V30H108ZM209 29H210V28H209ZM221 29H222V28L220 27V30H219L220 33H219V34H220V35L222 34V36H224L225 34H227V33H225V32H228L227 30H229L228 33L234 31V26H231V27L228 26V29H226V31H224V29H225L224 27H223L222 30H221ZM6 30H7V29H6ZM6 30H5V31H6ZM38 30H39V28H38ZM38 30H37V31H38ZM42 30H43V28H42ZM128 30H129V29H128ZM154 30H155V29H154ZM170 30H171V28H170ZM172 30H173V29H172ZM181 30H182V29H181ZM188 30H189V29H188ZM195 30H196V29H195ZM212 30H213V29H212ZM110 31H111V30H110ZM110 31H109V32H110ZM113 31H114V30H113ZM142 31H143V29H142ZM197 31H198V30H197ZM197 31H196V32H197ZM237 31H239V30H237ZM240 31H241V30H240ZM242 31H243V30H242ZM10 32H11V31H10ZM12 32H13V31H12ZM15 32H16V31H15ZM20 32H21V31H20ZM35 32H36V31H35ZM43 32H44V31H43ZM105 32H106V31H105ZM178 32H179V28H178L177 33H178ZM180 32H181V31H180ZM184 32H185V31H184ZM184 32H183V33H184ZM196 32H195V33H196ZM214 32H215V31H214ZM235 32H236V31H235ZM99 33H100V32H99ZM107 33H108V32H107ZM107 33H105V34H107ZM115 33H116V31H115ZM123 33H125V31H124ZM175 33H176V32H175ZM187 33H188V32H187ZM187 33H186V34H187ZM198 33H201V32H198ZM216 33H218V32H216ZM252 33H250V34H252ZM2 34H3V35H2ZM2 34H1L2 36H0V37H1V38H0V41H1V42H0V43H2V40H3L2 37H4L5 32L2 33ZM13 34H15V33H13ZM43 34H44V33H43ZM96 34H97V33H96ZM101 34H102V33H101ZM108 34H109V33H108ZM108 34H107V36H108ZM125 34H126V33H125ZM128 34H129V32H128ZM186 34H185V35H186ZM189 34H190V32H189ZM206 34H207V33H206ZM15 35H16V34H15ZM15 35H14V36H15ZM38 35H39V33H38ZM111 35H112V34H111ZM229 35H230V34H229ZM229 35H227V36H229ZM231 35L237 36V35H235L234 33H231ZM259 35H260V34H259ZM10 36H11V34H10ZM12 36H13V35H12ZM12 36H11V37H12ZM100 36H101V35H100ZM199 36H200V34H199ZM252 36H253V35H252ZM260 36H261V35H260ZM25 37H28V36H25ZM75 37H76V36H75ZM75 37H74V38H75ZM77 37H78V36H77ZM129 37H130V35H129ZM225 37H226V36H225ZM232 37H233V36H232ZM245 37H248V36H245ZM255 37H256V36H255ZM255 37H254V38H255ZM35 38H37V37H34L33 39H35ZM120 38H121V37H120ZM221 38H222V37H221ZM230 38H231V37H230ZM28 39H29V38H28ZM40 39H42V37H41ZM118 39H119V37H118ZM125 39H128V37L126 36ZM199 39H201V38H199ZM199 39H198V40H199ZM216 39H217V38H216ZM227 39H228V38H227ZM241 39H242V37H241ZM29 40H30V39H29ZM160 40H161V39H160ZM173 40H174V39H173ZM211 40H212V39H211ZM211 40L209 41V39H207V40H204L203 42H201V41L199 40L200 44H198V43L196 42V43H197V46H196V43L194 42V45H195L197 48H198V47L201 48V44H207V45H208V43H206V42L208 41V42L211 43ZM220 40H221V39H220ZM228 40H229V39H228ZM242 40H243V39H242ZM250 40H251V39H250ZM252 40H253V39H252ZM257 40H258V37L256 38V41H257ZM259 40H261V38H260ZM62 41H63V40H62ZM74 41H75V40H74ZM158 41H159V40H158ZM162 41H163V40H162ZM205 41H206V42H205ZM239 41H240V40H239ZM38 42H39V41H38ZM68 42H69V40H68ZM68 42H67V43H68ZM70 42H71V41H70ZM70 42H69V43H70ZM178 42H179V41H178ZM178 42H177V43H178ZM181 42H182V41H181ZM185 42H186V41H185ZM217 42H218V40H217ZM251 42H252V41H251ZM251 42H250V43H251ZM11 43H12V42H11ZM16 43H17V42H16ZM36 43H37V42H36ZM131 43L134 44L133 42H131ZM182 43H183V42H182ZM258 43H260V41L256 42L255 45H257ZM61 44H63V43H61ZM164 44H165V43H164ZM211 44H212V43H211ZM214 44H215V42H214ZM216 44H218V43H216ZM0 45H1V44H0ZM7 45H8V44H5V46H7ZM12 45H13V43H12ZM65 45H66V44H65ZM146 45H147V43H146ZM154 45H156V43H155ZM159 45H160V44H159ZM190 45H191V44H190ZM198 45H199V46H198ZM219 45H220V44H219ZM231 45H232L231 48H233V49H235V50L233 51V50L231 49V51H233V54H230V53H229V56L227 55L229 49L226 48V51H227L226 54H225V52H224L223 49H222V52H224L223 55H225L226 57L228 56V58L224 57V58L227 59V60H228L231 56H232V59H233V60H234V58H236L235 56H238L237 58H241V56H244V54H243L244 48H245V50H246V49L248 50V48L246 47V45L249 46V43H246L245 40H244V42H240L239 44L236 43L237 46L234 45V43H232ZM255 45H254V43H253L252 46H255ZM260 45H261V44H260ZM260 45H259V46H260ZM5 46H3V45L0 46V48H1L0 52H1V51H2L3 53L5 52L4 54H6V52H8L7 50L4 51V50L6 49ZM17 46H18V45H17ZM157 46H158V44H157ZM165 46H166V44H165ZM184 46H185V45H184ZM209 46H210V44H209ZM221 46H222V44H221ZM221 46H219V47L221 48ZM224 46H225V45H224ZM259 46H258V47H259ZM262 46H263V45H262ZM4 47H5V48H4ZM13 47H15V44L13 45ZM148 47H149V46H148ZM191 47L194 48L193 45H191ZM196 47L194 48L195 50L197 49ZM219 47H218V48H219ZM249 47H250V46H249ZM7 48H8V47H7ZM17 48H18V47H17ZM19 48H20V46H19ZM153 48H154V46H153ZM153 48H152V50H153L152 52H153V53H152V52H150L151 54L149 53V54H150V58H151L152 54H153V55L155 54L154 52H156V54L158 53V52H157L158 50L155 51V49H156L157 47H156L155 49H153ZM158 48H159V47H158ZM158 48H157V49H158ZM178 48H180V47H178ZM187 48H189V47H187ZM192 48H191V49H192ZM202 48H203V45H202ZM202 48H201V51L203 52ZM216 48H217V47H216ZM218 48H217V49H218ZM236 48L239 49V52H241L240 50H242V54H243V55H242L241 53H240L241 55H240V54L237 55V53H235V52H236ZM262 48L264 49V47H262ZM3 49H4V50H3ZM45 49H46V48H45ZM66 49H67V48H66ZM132 49H133V48H132ZM164 49H165V48H164ZM208 49H209V48H208ZM211 49H212V47H211ZM214 49H215V48H214ZM217 49H215V50H217ZM252 49H253V48H252ZM8 50H9V49H8ZM23 50H24V49H23ZM50 50H51V49H50ZM52 50H53V49H52ZM174 50H176V49H174ZM254 50H255V51H252V54H253V52H254V53L256 52V55L253 54L255 57L252 55L251 58H254V59H253L254 61H255V58H257L258 60L260 59L259 61H260L262 64H264V50L262 51V50L260 49V51H259V48L256 49V47L254 48ZM14 51H15V49H14ZM46 51H47V50H46ZM162 51H163V50H162ZM164 51H165V50H164ZM196 51H197V50H196ZM201 51L198 52V53H202ZM209 51L212 52L213 50L211 51V50L209 49ZM209 51H208V52H209ZM248 51H249V50H248ZM258 51H259V52H258ZM2 52H1V55H2V56H6V55H3ZM47 52H48V51H47ZM51 52H52V51H51ZM51 52H50V54H52ZM167 52H168V51H167ZM169 52H170V51H169ZM169 52H168V53H169ZM176 52H177V51H176ZM219 52H220V51H219ZM239 52H238V53H239ZM8 53H9V52H8ZM36 53H37V52H36ZM54 53H55V51H54ZM160 53H161V52L159 51V54H160ZM203 53H205V52H203ZM203 53H202V55H203ZM244 53H245V55H246V52H245V51H244ZM250 53H251V52H250ZM146 54H147V56H148V52H147ZM146 54H145V55H146ZM161 54H162V53H161ZM161 54H160V55H161ZM206 54H207V53H206ZM210 54L212 55V53H209L208 55H210ZM220 54H222V53H219L218 55H220ZM248 54H249V53H248ZM9 55H10V54H9ZM139 55H140V54H139ZM143 55H144V54H143ZM157 55H158V54H157ZM157 55H156V56H157ZM160 55H158L160 58L158 57L159 59L156 60L157 62H160V61H163V60H164V58H161L162 55H161V56H160ZM168 55H169V54H168ZM198 55H199V54H198ZM208 55H207V57H208ZM230 55H231V56H230ZM233 55H235V56H233ZM250 55H251V54H250ZM11 56H13V55H11ZM18 56L20 57L19 59H21V55L18 54ZM53 56H54V55H53ZM141 56H142V55H141ZM170 56H172V55H170ZM246 56H248V58H249V55H246ZM54 57H55V56H54ZM143 57H144V56H143ZM143 57H142V58H143ZM152 57H153V59H155V56H152ZM220 57H221V56H220ZM244 57H245V56H244ZM244 57H242L241 59H243ZM51 58H53V57H51ZM150 58H149V59H150ZM167 58H168V57H167ZM171 58H172V57H171ZM174 58H175V57H174ZM177 58H178V57H177ZM237 58H236V60H237ZM251 58H250L249 60H251ZM1 59H2V57H1ZM1 59H0V60H1ZM45 59H46V58H45ZM54 59H55V58H54ZM54 59H52V61H53ZM129 59H130V58H129ZM147 59H148V57H147ZM161 59H162V60H161ZM232 59H231V60H232ZM241 59H240V60H241ZM7 60H8V58L6 59V61H7ZM21 60H22V61H21ZM21 60H20L21 62L19 61V63H22V64H23V60H24V59H21ZM49 60H50V58H49ZM55 60H56V59H55ZM126 60H127V58H126ZM139 60H140V59H139ZM174 60H175V59H174ZM229 60H230V59H229ZM229 60H228V61H229ZM236 60H235V61H236ZM243 60H244V59H243ZM258 60H257V61H258ZM2 61H3V59H2ZM4 61H5V60H4ZM24 61H26V59H25ZM50 61H51V60H50ZM50 61H48V62L50 63ZM52 61H51V63H52ZM145 61H146V60H145ZM148 61H149V60H148ZM153 61H155V60H153ZM165 61H166V60H165ZM165 61H164V62H165ZM168 61H169V62H172V59H171V60L168 59ZM213 61H214V60H213ZM244 61H245V60H244ZM254 61L251 62V63L254 64L253 66H254L256 69H258L257 66L260 65V62H257V61H256L257 64L259 63V65H257ZM55 62H56V61H55ZM3 63H4V62H3ZM3 63H2V65H3ZM30 63H31V62H30ZM148 63H149V62H148ZM154 63H155V62H154ZM166 63H167V61H166ZM173 63H175V62L173 61ZM176 63H178V62H176ZM235 63H236V62H235ZM244 63H245V62H244ZM244 63H243V65L246 66V64L249 63V62H247V63H245V64H244ZM24 64H25V63H24ZM26 64H28V63H26ZM155 64H156V63H155ZM255 64H256V65H255ZM151 65H153V64H151ZM151 65H150V66H151ZM158 65H159V64H158ZM158 65H157V66H158ZM191 65H192V64H191ZM237 65L239 66V64H237ZM248 65H250V64H248ZM5 66H7V65H5ZM24 66H25V65H24ZM159 66H160V65H159ZM159 66H158V67H159ZM193 66H194V64H193ZM240 66H241V65H240ZM245 66H244V69L248 68V67L245 68ZM253 66H252V67H253ZM261 66H262V65H260V67H261ZM3 67H4V66H3ZM199 67H200V66H199ZM232 67H233V66H232ZM236 67H237V66H236ZM242 67H243V66H242ZM250 67H251V66H250ZM6 68H7V67H6ZM6 68H5V69H6ZM24 68H26V66H25ZM24 68H23V69H24ZM209 68H210V67H209ZM240 68H241V67H240ZM262 68H263V66L261 67V70H260V71H261V73H262L263 76H264V73H263V72H264V68H263V69H262ZM43 69H46V67L43 68ZM54 69H55V68H54ZM197 69H199V68L197 67ZM230 69H232V68H230ZM230 69H229V71H227L228 73L230 72ZM233 69H234V68H233ZM237 69H238V67H237ZM46 70H47V69H46ZM162 70H163V69H162ZM194 70H195V69H194ZM238 70H239V69H238ZM238 70H237V73H238ZM249 70H250V69H248L247 71H249ZM14 71H16V70H14ZM24 71H25V70H24ZM198 71H199V70H198ZM247 71H246V72H247ZM6 72H9V71H6ZM17 72H18V71H17ZM46 72H47V71H46ZM49 72H50V71H49ZM49 72H48V73H49ZM227 72H226V73H227ZM233 72H234V71H233ZM18 73H19V72H18ZM228 73H227V74H228ZM230 73H232V72H230ZM10 74H11V73H10ZM10 74H9V75H10ZM49 74H50V73H49ZM49 74H48V75H49ZM51 74H52V73H51ZM53 74H54V73H53ZM169 74H170V73H169ZM172 74H174V73H172ZM233 74H234V73H233ZM258 74L261 75L260 72H258ZM44 75H45V74H44ZM228 75H229L228 77H232L230 74H228ZM237 75H238V74H237ZM244 75H245V74H244ZM250 75H252V73H251ZM250 75H249V76H250ZM13 76H14V75H13ZM15 76H16V75H15ZM15 76H14V77H15ZM18 76L20 77V73L17 74V79H18ZM59 76H60V75H59ZM234 76H235V75H234ZM246 76H247V75H246ZM249 76H247V77H249ZM252 76H253V75H252ZM48 77H49V76H48ZM254 77H256V80H257L259 76H258V75L255 76V74H254V76L252 77V78H253V79H252L253 81L255 80ZM261 77H262V75H261L259 78H261ZM46 78H47V77H46ZM49 78H50V77H49ZM49 78H48V80H49ZM226 78H227V77H226ZM232 78H234V77H232ZM237 78H238V77H237ZM242 78H243V77H242ZM244 78H245V77H244ZM250 78H251V76H250ZM250 78H248V79L251 81ZM2 79H3V78H2ZM2 79H1V80H2ZM5 79H6V78H5ZM36 79H38V78H36ZM50 79H51V78H50ZM227 79H228V78H227ZM227 79H226V80H227ZM1 80H0V82L2 83ZM39 80H40V79H39ZM45 80H46V79H45ZM52 80H53V79H52ZM55 80H56V79H54V81H55ZM65 80H66V78H65ZM169 80H170V79H169ZM226 80H222L221 84H222L223 82H225ZM230 80H231V83H229V84H230V85H229V86H230L229 88H228V85H227L228 82H229V81H228V82H226V86L224 85L225 83H223V86H221V84H220V86H221L220 89H222V87H226V89H231V90H232L233 88H231V87L234 86V82H235V81H234V79H233V80L230 79ZM256 80H255V82H256ZM49 81H51V80H49ZM58 81H59V80H58ZM139 81H140V80H138V82H139ZM232 81H234V82L232 83ZM238 81H239V80H238ZM260 81H261V82L264 81V78H261ZM19 82H20V81H19ZM33 82H35V81H33ZM44 82H45V81H44ZM46 82H47V81H46ZM63 82H64V81H63ZM66 82H67V81H66ZM218 82H219V81H218ZM247 82H249V81H248V80L246 81V84H245L246 87H247L248 85H251V84L253 85V84H254V82H253V83H249V84H248ZM47 83H48V82H47ZM47 83H45V84H47ZM61 83H62V82H61ZM93 83H95V82H93ZM240 83H241V84H240ZM242 83H243V84H242ZM244 83H245V82H242V81H241V82H239V85H244ZM2 84H3V83H2ZM4 84H5V82H4ZM41 84H42V83H41ZM56 84H57V83H56ZM59 84H60V83H59ZM95 84H96V83H95ZM95 84H94V85H95ZM139 84H140V83H139ZM200 84H201V83H200ZM232 84H233V86H231ZM247 84H248V85H247ZM255 84L258 85V81H257V83H255ZM53 85H54V84H53ZM53 85H52V86H53ZM129 85H131V84H129ZM201 85H202V84H201ZM203 85H205V84H203ZM211 85L215 88V85L217 86V85H219V84H218V83H217V84L215 83V85H214V84H211ZM252 85H251V86H252ZM261 85H263V84H261ZM19 86H23V85H19ZM28 86H29V85H28ZM28 86H27V85H26V86L24 85L23 87H24V88H27V89L29 90ZM63 86H64V85H63ZM92 86H93V85H92ZM127 86H128V84H127ZM131 86H133V85H131ZM205 86H206V85H205ZM205 86H204V87H205ZM251 86H249V87H251ZM254 86H255V88H254V91L252 90V91H253L252 94H254V95L256 96V101H258V99L261 98L262 102H264V96H263V95H264V94H263L264 92H262V90H261L262 93L259 91L260 89H263L264 86H263V87H260L259 90H257L259 87H256V85H254ZM258 86H259V85H258ZM11 87H12V86H11ZM17 87H18V86H17ZM23 87H21V88L18 90V91H20L19 93H20V95H22V96H24V94H27V89L21 90V89H23ZM47 87H48V85H47ZM82 87H83V86H82ZM129 87H130V86H129ZM133 87H134V86H133ZM202 87H203V86H201V88H202ZM204 87L202 88L203 90H204ZM218 87H219V86H218ZM241 87H242V86H241ZM18 88H19V87H18ZM48 88H49V87H48ZM50 88H51V87H50ZM62 88H63V87H61V89H62ZM64 88H65V87H64ZM94 88H95V86H94L93 88H89V89L87 88V89H84L83 91H86L85 93H86V94H89V93L91 92V89H94ZM126 88H128V87H126ZM137 88H138V87H137ZM192 88H193V87H192ZM197 88H198V87H197ZM206 88H207V87H206ZM208 88H209V87H208ZM238 88H239V87H238ZM238 88H236V89L238 90ZM247 88H248V87H247ZM256 88H257V89H256ZM0 89H1V87H0ZM11 89H12V88H11ZM36 89H37V86H36ZM36 89H35V90H36ZM59 89H60V88H59ZM130 89H131V88H130ZM138 89H139V88H138ZM198 89H200V87H199ZM209 89H210V88H209ZM209 89H208V90H209ZM212 89H213V88H212ZM224 89H225V88H224ZM243 89H244V88H243ZM243 89H242V90H239V91L242 92ZM251 89H252V88H251ZM3 90H4V88H3ZM32 90H34V89H31V91H32ZM35 90H34V91H35ZM52 90H54V88H53ZM55 90H56V88H55ZM88 90H90L89 93L87 92ZM111 90H112V89H111ZM126 90H128V89H126ZM200 90H201V89H200ZM208 90H207V91H208ZM217 90H218V91H221V90H219V88H217V89L215 90V92H218ZM231 90H228L227 92L224 91V90H222V91H224L223 93L226 92L227 95H228V94H230L229 91H231ZM255 90H257V92H256ZM11 91H12V90H11ZM23 91H24V93H23ZM34 91H32V92H34ZM59 91H60V90H59ZM61 91H63V90H61ZM83 91H80V92L83 93ZM93 91H94V90H93ZM198 91H199V90H198ZM209 91H210V90H209ZM212 91H213V90H212ZM244 91H245V90H244ZM244 91H243V92H244ZM21 92H22V93H21ZM94 92H95V91H94ZM112 92H113V91H109V94H111ZM145 92H147V91H145ZM149 92H150V91H149ZM175 92H177V91H175ZM184 92H185V91H184ZM184 92H183V93H184ZM203 92L205 93L206 91H203ZM215 92H214V93H215ZM228 92H229V93H228ZM235 92H236V91H235ZM237 92H238V91H237ZM248 92H249V90H248ZM255 92H256V94H255ZM1 93H5V91H3V92H1ZM56 93H57V92H56ZM73 93H74V92H73ZM137 93H138V92H137ZM137 93H136V95H135V99H137V98L139 99V95H137ZM186 93H187V92H186ZM204 93H201V94H204ZM210 93H212V92H210ZM219 93H221V92H219ZM29 94H31V93H29ZM29 94H28V96H29ZM71 94H72V93H71ZM74 94H75V93H74ZM90 94H91V93H90ZM92 94H94V93L92 92ZM118 94H119V93H118ZM126 94H127V93H126ZM126 94H125V95H126ZM170 94H171V93H170ZM174 94H175V93H174ZM176 94H177V93H176ZM191 94H194V93H191ZM206 94H208V93H206ZM217 94H218V93H217ZM235 94H236V93H235ZM235 94H234V92H233L232 95H233V98L236 96V97H235L236 99H237L238 96H240V98H241V96H242V95H239V93L236 94V95H235ZM242 94H244V93H242ZM250 94H251V93H250ZM257 94H258V96H257ZM262 94H263V95H262ZM38 95H39V94H38ZM83 95H84V94H83ZM111 95H113V93H112ZM114 95H115V94H114ZM114 95L112 96V99L114 98ZM120 95H121V94H120ZM120 95H119V97H120ZM125 95H124V96H125ZM127 95H128V94H127ZM178 95H179V94H178ZM178 95H176V96H178ZM181 95H182V94H181ZM188 95H189V94H187V96H188ZM204 95H205V94H204ZM223 95H224V94H223ZM227 95H226V94L224 95L226 100L228 99V98H226ZM230 95H231V94H230ZM230 95H228V97H230ZM244 95H246V94H244ZM244 95H243V96H244ZM259 95H260V98H259ZM261 95H262L263 97H262ZM2 96H3V95H2ZM22 96H21V98H22ZM41 96H44V95H41ZM49 96L51 97V95H49ZM73 96H74L73 94L68 96V97H69L68 100H70V103H69V105L66 104L67 107H69L70 105L74 104V103H71L72 100H71V98H70V97H73ZM86 96H88V95H86ZM136 96H137V97H136ZM190 96L192 97V95H190ZM190 96H188V97L190 98ZM198 96H199V98H200V95H197L196 98H198ZM211 96H212V95H211ZM213 96H216V95H213ZM218 96H220V95H218ZM221 96H222V95H221ZM243 96H242V97H243ZM255 96H254V97H255ZM12 97H13V99H14V101H15L16 98H14V96H11L10 99L7 98L6 96H3V97L0 96V101H1V102H0V107L3 106V103H5L4 101H6V98L9 99V100H7V101H11ZM39 97H40V95H39ZM45 97H46V96H45ZM60 97H61V96H60ZM60 97H59V98H60ZM76 97H77V96H76ZM76 97H75V98H76ZM88 97H91V96H88ZM88 97H87V99H88ZM110 97H111V96H110ZM110 97H109V98H110ZM132 97H133V95H132ZM160 97H161V96H160ZM179 97H181V96H179ZM184 97H185V94H184ZM188 97H187V99H188ZM30 98H31V96H30ZM30 98H29V99H30ZM52 98H53V97H52ZM59 98H58L57 100H55V101H58ZM62 98H63V97H62ZM92 98H94V97L92 96ZM121 98H122V96H121ZM130 98H131V97H130ZM130 98H129V99H130ZM174 98H175V97H174ZM199 98H198V99H199ZM203 98H204V97H203ZM222 98H223V97H222ZM235 98H234V99H235ZM238 98H239V97H238ZM257 98H258V99H257ZM13 99H12V100H13ZM26 99H28V97H27ZM29 99H28V100H29ZM49 99H50V98H49ZM77 99H78V98H77ZM83 99H85V97H84ZM83 99H82L80 102H83ZM89 99H90V98H89ZM89 99H88V100H89ZM95 99H97V98L95 97ZM135 99H134V100H135ZM138 99H137V101H138ZM225 99L223 98V99H222V102L224 101V103L226 104L227 101L225 102ZM229 99H231V98H229ZM234 99H233V102L235 101ZM22 100H23V99H20V101H22ZM28 100H27V101H28ZM30 100H31V99H30ZM50 100H51V101H54L53 99H50ZM60 100H61V99H60ZM73 100H74V99H73ZM85 100H86V99H85ZM131 100H132V99H131ZM173 100H174V99H173ZM189 100H190V99H189ZM194 100L196 101V99L194 98V99L192 100V102H193ZM240 100H241V99H239V101H240ZM7 101H6V102H7ZM16 101H17V100H16ZM24 101H25V100H24ZM36 101H37V100H36ZM61 101H63V99H62ZM76 101H77V100H76ZM78 101H79V99H78ZM91 101H96V100L91 99ZM97 101H98V99H97ZM97 101H96V102H97ZM106 101H107V100H106ZM123 101H124V102L127 101V98L125 97V100L123 99ZM137 101L135 100V102H134L135 105L138 104V103L136 104ZM229 101H230V100H229ZM236 101L239 103L238 99H237ZM243 101H244V100H243ZM243 101H242V102H243ZM25 102H26V101H25ZM25 102H24V104H25ZM28 102L30 103V101H28ZM33 102H34V101H32L31 103L33 104ZM73 102H75V101H73ZM98 102H103V101H101L100 98H99V101H98ZM107 102H108V101H107ZM127 102H128V101H127ZM218 102H219V101H218ZM222 102H220V103H221L220 105H223V107H222L223 110H219V111H217V112L215 111V113L217 114L216 116H218V117H216L215 114H214L215 119H216L217 121L219 120V122H217V124H216L215 126L221 124V123H220V122H221L220 120H221V119L224 120V118H221V119H220V117H224V116H223V113L225 112V110H228V108L230 107V106H228V105H227V107H225V106H224L225 104H223ZM230 102H232V101H230ZM237 102H236V103H237ZM262 102L258 101V103H260V104H262ZM12 103H13V102H12ZM12 103H11V102H7V104L5 103L6 105L4 104L3 107H5V106L7 107V105H8V107H9V104L11 105ZM41 103H42V102H41ZM41 103L39 102V104H41ZM51 103H52V102H51ZM57 103H58V102H57ZM59 103H60V102H59ZM59 103H58V104H59ZM75 103H77V102H75ZM78 103H79V102H78ZM78 103H77V104H78ZM125 103H126V102H125ZM134 103H133V104H134ZM167 103H168V102H167ZM20 104H21L20 102H19V104H16V103H15L14 106H15V105H20ZM79 104L81 105V103H79ZM79 104H78V105H79ZM84 104H85V102L83 103V105H84ZM127 104H128V103H127ZM131 104H132V103H131ZM176 104H177V103H176ZM192 104H193V103H192ZM227 104H228V103H227ZM244 104H246V103H242L240 107H243L242 105H244ZM253 104H254V103H253ZM26 105H27V102H26ZM26 105H25V107H26ZM33 105H34V104H33ZM61 105H62V104H61ZM78 105H75V106H78ZM107 105H108V103H107ZM146 105H147V103H146ZM148 105H149V103H148ZM229 105H230V104H229ZM239 105H240V103L238 104L237 109L234 107V108H235V109H234L235 112H236V110H237V111L240 110V109H239V108H240ZM255 105H256V107L258 108V105H257V104H254L253 106H251V109H252ZM262 105H263V107H261V108H263V113H264V104H262ZM22 106H24V105H22ZM22 106H19L20 109L18 108L19 110H21L20 112H23L22 109H23L24 107H22ZM28 106H29V104L27 105L26 108H29L31 105H30L29 107H28ZM35 106H36V105H35ZM35 106H34V107H35ZM42 106H45V105H42V104H41V107H42ZM109 106L111 107V105H109ZM129 106H130V105H129ZM249 106H250V105H249ZM45 107H46V106H45ZM48 107H50V106H48ZM53 107H54V106H53ZM82 107H83V106H82ZM82 107L80 106V108H82ZM85 107H87V106H85ZM136 107H137V106H136ZM147 107H148V106H147ZM232 107H233V106H232ZM238 107H239V108H238ZM10 108H11V107H10ZM10 108H9V110H10ZM12 108H13V105H12ZM12 108H11V109H12ZM26 108H25V109H26ZM31 108H33V107H31ZM36 108H37V107H36ZM36 108L34 109V111L37 110ZM39 108H40V107H39ZM77 108H78V107H77ZM77 108L73 110V106H72V112L74 111V113H76L77 111L79 112V110H81L80 108H79V110H78ZM112 108H114V106H113ZM138 108H139V107H138ZM224 108H226V109H224ZM243 108H245V107H243ZM1 109H2V108H1ZM1 109H0V110H1ZM42 109H44V108H42ZM50 109H51V108H50ZM70 109H71V108H70ZM83 109H84V107H83ZM83 109H82V110H83ZM88 109H89V108H88ZM107 109H108V108H107ZM140 109H141V108H140ZM203 109H204V108H203ZM208 109H209V108H208ZM231 109H232V108H231ZM253 109H254V108H253ZM4 110H5V111L7 110L6 113L9 112L8 109H4ZM15 110H16V109H13V111L11 110L12 112H9V113L11 114V117H12V116H15V115H14V114H15V113H14ZM19 110H18V112H19ZM23 110H24V109H23ZM26 110H27V109H26ZM29 110L31 111V109H29ZM64 110H65V109H64ZM64 110H63V111H64ZM75 110H76V111H75ZM151 110H152V109H151ZM165 110H166V109H165ZM234 110L232 109V111H234ZM242 110H243V109H242ZM260 110H261V109H260ZM27 111H28V110H27ZM34 111L32 110V112H34ZM37 111H38V110H37ZM41 111H42V110H41ZM45 111H46V109H45ZM50 111H52V110H50ZM68 111H71V110H68ZM68 111H67V113H69V114L71 113V114H72V115L70 114V116H72V117L70 118V119H71L70 123L72 122V119L74 118V119H73V122H72V124H71V128H73V125H74L73 123H77V124H78V122H76V121H78L77 118H76V121L74 122L75 117H74L73 115H78V114H77V113H76V114H73L72 112H68ZM83 111H84V110H83ZM83 111H82V113H83ZM133 111L135 112V109H134ZM136 111H138V109H136ZM139 111H140V110H139ZM139 111H138V112H139ZM149 111H150V110H149ZM191 111H192V110H191ZM222 111H223V112H222ZM253 111H254V110H253ZM253 111H252V112H253ZM15 112H17V110H16ZM42 112H43V111H42ZM42 112H40V113H42ZM80 112H81V111H80ZM86 112H87V110H86ZM88 112H90V110H89ZM98 112H100V111H99V108H98ZM138 112H137V113H138ZM146 112H147V111H146ZM146 112H145V115H146V117H147L148 114H147ZM196 112L198 113V111H196ZM219 112H221V113H219ZM241 112H242V111H241ZM241 112H240V111L237 112V114H235L236 117H238L239 115L241 116V114L244 113V114H242V116H244L245 118H247L248 121H249V117H250V116H249V117H246V116H245V115H247L248 113H247L245 110H243L242 113H241ZM258 112H260V111H258ZM0 113H1V112H0ZM6 113H5V114H6ZM9 113H8V114H9ZM27 113H28V112H26V113L24 112V115L27 114ZM30 113H31V112H30ZM37 113H38V112H35V115H34V113H33V115L36 117V118L34 117V119H37V117L40 116L39 113H38V116H37ZM49 113H50V112H49ZM52 113H54V110H53ZM65 113H66V112H65ZM67 113H66V114H67ZM82 113H80V114H82ZM106 113H107V112H105L104 114H106ZM109 113H111V116H112V113H114V112H110V110H109L107 114H109ZM135 113H136V112H135ZM139 113H140V112H139ZM255 113H256V112H255ZM255 113H254V114H255ZM1 114H2V116H3V115H4V116L7 115V114L5 115L4 112L1 113ZM28 114H29V113H28ZM28 114H27V116L29 117ZM43 114L45 115V113H43ZM43 114H42V116L44 117ZM47 114H48V113H47ZM80 114H79V120H80L81 122H83L84 120H82V119H84V117H83L82 115H81V116H82V117H81ZM84 114H85V112H84ZM87 114H88V113H87ZM178 114H179V113H178ZM192 114H193V113H192ZM198 114H200V113H198ZM220 114H221V115H220ZM232 114H233V112H232ZM250 114L252 115L253 113H249L248 115H250ZM254 114H253V117H254ZM260 114H262V111H261ZM17 115H18V116H17ZM17 115H16V116H17L19 119H20V117L22 116V115H19V114H17ZM24 115H23V119L21 118V121L24 122V121L26 120V123H27V119H26V118L24 119V117H27V116H24ZM88 115H90V113H89ZM88 115H86V116L84 115L85 118H86L87 120H89V119L87 118ZM101 115L103 116V114H101ZM109 115H110V114H109ZM140 115H141V113H140ZM168 115H169V114H168ZM219 115H220V116H219ZM233 115H234V114H233ZM248 115H247V116H248ZM4 116H3L2 119H1V115H0V128H1V127L3 128V127H4L5 125H7L8 122H9V121H8L9 119H5V120H4V118H5ZM42 116H41V117H42ZM45 116H46V115H45ZM63 116H64V115H63ZM68 116H69V115H68ZM99 116H100V115H99ZM113 116H114V115H113ZM151 116L154 117L153 114H152ZM171 116L173 117V115H171ZM187 116H188V115H187ZM255 116H257V115H255ZM263 116H264V114H263ZM6 117H7V116H6ZM9 117H10V116H9ZM9 117H8V118H9ZM41 117H39V118L41 119ZM80 117H81L82 119H80ZM148 117H150V116H148ZM191 117H192V116H191ZM227 117H228V116H227ZM244 117H240V118L243 119ZM251 117H252V116H251ZM12 118H13V117H12ZM14 118H15V117H14ZM14 118L12 119L13 121H11V118H10V122H9V123H10L11 125L15 122V119H14ZM50 118H52V117H50ZM59 118H60V117H59ZM89 118L92 119V116L90 115ZM99 118H101V116H100ZM111 118H112V117H111ZM167 118H169V116H167ZM189 118H190V117H189ZM195 118H196V117H195ZM218 118H219V119H218ZM238 118H239V117H238ZM240 118H239V119H240ZM254 118H255V117H254ZM260 118H261V119H260ZM260 118H259V120H264V119H263L264 117H263V118L260 117ZM34 119L32 118V119H31V122L34 121V123H35V122L37 121V120L35 121ZM44 119H45V118H44ZM67 119H69V117H67ZM70 119H69V120H70ZM102 119H103V120H102ZM102 119H100V121H102V123H101V124L99 123L100 126H99V124H98V126L101 127V131L104 130V131L108 134L109 137H108V136H107V137L109 138V139H108V140H109V146H110L109 148H111V151H110L109 153L112 152L111 154H112L113 156H111V157H109V158L107 157L106 159H103L104 157L101 156V157H103V158H101L102 160L99 158V159H100L99 161H97V160H98V159H97L96 162H95V164H94V166L91 168V169H92V172L89 171V173L91 172V174L89 175V180L87 179V178H88V174H87L88 172L85 173V171H84V173H85V175H87V176H85V177H86V179L89 181V186H90V184H92V185H91V186H93L92 189H94V187H96V189H99V191L102 193V194L99 193L98 196L100 197V195H101V197H100V198L98 197V199H97V200L101 199L100 201L102 202V203H101L102 205H103V202H104V204H105V203L108 202V201L114 200V201H112V203L110 202L111 205H113L114 202L117 203L118 201H120L119 198L122 200V205H123V204H125V203L127 202V199L129 200V198L131 197V196H130V187H131L133 181L137 178V174H138L140 171H142L141 174L144 173V177H145V178H148V177H146L147 174H146L144 171H146V170H148V169L151 168V170L149 171V172H151V171H152V168L154 169V168L156 167L157 164L155 163V161L157 162V160H155V161H154L153 159H149V160H147L146 157H148L149 155L146 154L147 156H145V154H144L143 160H144V159H145V160H144L143 162H140V161L138 160L139 157H137V153H136L137 151L133 150L134 148L131 149V148L129 147V146H130L129 144H128L129 146L126 144V142H128V141H126V140H125L126 142L124 141L123 136L125 135L126 132L122 133V132L120 131L122 125H121L119 128H118V126H116V122H117V121H116V120H115L116 122L114 121L115 116H114L113 120L109 119L108 117H107L106 119H104V117H103ZM151 119H152V118H151ZM155 119H156V118H155ZM186 119H187V118H186ZM192 119H193V118H192ZM192 119H191V120H192ZM196 119H197V118H196ZM209 119H210V118H209ZM232 119H233V118H232ZM251 119H252V118H251ZM257 119H258V117H257ZM6 120H7V121H6ZM16 120H17V119H16ZM87 120H85V122H86ZM143 120H144V119H143ZM166 120H167V119H166ZM223 120H222V121H223ZM244 120H245V119H244ZM253 120H254V119H253ZM28 121H30V119H29ZM38 121H41V120L38 119ZM66 121H67V120H66ZM80 121H79V123H80ZM89 121H90V120H89ZM89 121H88V122H89ZM91 121H93V120H91ZM91 121L89 122L90 124L88 123V125H91ZM98 121H99V119H98ZM147 121H148V120H147ZM153 121H154V120H153ZM224 121H225V120H224ZM224 121L222 122V126L224 125ZM246 121H247V120H246ZM246 121H244V122H246ZM248 121H247V122H248ZM250 121H251V120H250ZM4 122H7V124L3 125ZM16 122L18 123V122H20V121H16ZM16 122H15L14 124H16ZM23 122H22V123H23ZM31 122H30V123H31ZM46 122H47V121H46ZM48 122H49V121H48ZM53 122H54V121H53ZM178 122H179V121H178ZM191 122H192V121H191ZM193 122H194V121H193ZM198 122H199V121H198ZM198 122H197V123H198ZM227 122H228V121H227ZM234 122H235V121H234ZM247 122H246V123H247ZM251 122H252V121H251ZM262 122H263V121H262ZM22 123H21V125H23V127L26 126V124H24L25 122H24L23 124H22ZM30 123H29V124L27 123V125H30V126H31L32 123H31V124H30ZM34 123H33L32 126H35ZM114 123H115V124H114ZM141 123H142V121H141ZM146 123H147V122H146ZM153 123H155V121H154ZM156 123H157V122H156ZM197 123H195V125H197ZM213 123H215V121H214ZM228 123L230 124V121H229ZM254 123H256V118H255V121H254L253 123H250V126L248 125V127H252V126H254V127L250 128L249 130L253 129V131H254V128H255V127H256V128L259 127V126H257V125H254ZM258 123H260V122H258ZM10 124L7 125V127H6V126H5V127H6V128H10V129H12V127L10 126ZM18 124H19V123H18ZM39 124H40V123H39ZM39 124H38V125H39ZM41 124H42V121H41ZM54 124H55V123H54ZM81 124H84V123H81ZM81 124H80V126H81ZM133 124H134V123H133ZM159 124H160V123H159ZM226 124H227V123H226ZM226 124H225V125H226ZM229 124H228V125H229ZM235 124H238V123L235 122ZM244 124H245V123H244ZM251 124H252V125H251ZM263 124H264V122H263ZM263 124H262V125H263ZM2 125H3V126H2ZM21 125H18V126L15 125V127H13V128H15V131H16V132L19 130V126H21ZM36 125H37V123H36ZM38 125H37L38 128L41 127L40 129H43L42 127H44V126H42V125H41V126H40V125L38 126ZM75 125H76V124H75ZM134 125H135V124H134ZM187 125H188V124H187ZM193 125H194V124H193ZM195 125H194V126H195ZM199 125H200V124H199ZM228 125H227V126H228ZM245 125H247V124H245ZM262 125H261V126H262ZM9 126H10V127H9ZM58 126H59V125H58ZM77 126H78V128H81V127H79V125H77ZM86 126H87V122H86ZM137 126H138V125H137ZM145 126H146V125H145ZM147 126H148V125H147ZM215 126H214V127H215ZM229 126L231 127V125H229ZM232 126H234V124H232ZM237 126H238V125H237ZM239 126H241V125H239ZM27 127H29V126H26V128H27ZM59 127H60V126H59ZM74 127H75V126H74ZM89 127H91V126H88V127H87L88 130H89ZM140 127H141V126H140ZM140 127H139V128H140ZM142 127H143V126H142ZM149 127H150V126H149ZM154 127H155V126H154ZM184 127H185V126H184ZM195 127H196V126H195ZM217 127H218L219 129L222 128L221 125H219V126H217ZM248 127H246V128H248ZM2 128H1V129H2ZM16 128H17L18 130H17ZM26 128H25V129H26ZM31 128L33 129L34 127H31ZM31 128H30V129H31ZM75 128H77V127H75ZM87 128H86V129H87ZM175 128H176V127H175ZM198 128H199V127H198ZM198 128H197V129H198ZM232 128H233V127L228 128L227 131H229V129H230V131H231ZM32 129H31V130H32ZM84 129H85V128H84ZM90 129H91V128H90ZM96 129H97V128H96ZM140 129H141V128H140ZM199 129H201V130H205V131H206V129H204V127H203V128L200 127ZM199 129H198V130H199ZM226 129H227V128H226ZM20 130H21V129H20ZM64 130H65V129H64ZM72 130H73L74 135H76V134H75V130H74V129H72ZM72 130H71V132H69V133H71V135L73 134V133H72ZM80 130H81V129H79V131H78V129H77L76 132H77L78 134H80V133H82V132L85 131V130H83V131L81 130L82 132H80ZM194 130H195V129H194ZM211 130H212V129H211ZM215 130H216V129H215ZM215 130L212 132L214 135H216V133H214ZM234 130H235V129H234ZM236 130H237V129H236ZM247 130H248V129H247ZM262 130L264 131V129H262ZM0 131H1V130H0ZM9 131H10V130L7 129V135H8V136L5 134V135H6V136H4L5 138L3 137V138L6 139V140L10 137V136H9V135H10V134H9ZM27 131L30 132V131H29V128L27 129ZM123 131H125V130H123ZM148 131H149V130H148ZM216 131H217V130H216ZM221 131H222V132H221L222 134L226 132V131L224 132V128H223V130H221ZM238 131H239V130H238ZM245 131H246V129H245ZM259 131H260V129H259ZM263 131L260 132V133H259V132H255V135H256L257 133H259V134L256 135V136L258 137V139H259L258 141H257V138L255 137V135H254V136L252 135V139H251L250 137H247V139L249 138L248 140H247V139H245V141L243 140V141L246 142V144L249 146L248 149H250V150H246V149H245V151L243 150V153H242V151H241V150H242L241 145H244V144H245V143L242 144L243 141H242L241 143L238 144V145L240 146V148H239V146H238V148H234V147H236V145H237L236 142H235L236 145H235V144H232V147H233V148H232V147H229V146H231V144L229 145V143H228L227 141H225L224 139H223V140H224V141H223L222 139L220 140V138H218L217 141L220 140V142H219L220 145H219V143H218L217 141H215L216 139H215V140L213 139V140H214V142H215L214 144H217L218 147H221V146H222L221 148H223L224 144L227 142L226 145H228V147L226 146V149L223 148V151L225 150L224 152L221 150V151H222L223 153H225V154L228 153L227 151L229 150V148H230V152H231V148H232V150H233V149H235V150H233V151H232L233 154H230V155H234V151H235L236 153L238 152V154H237L236 156L239 155L240 157H241V156L243 157L244 154H245L244 157H247L248 154H249V157H250L251 155H252L253 157H254V156H255V157L258 156V157H260L261 160H259L257 157H256L257 159H255V158H253V157H252V158L255 159V160H258L260 163H261L262 161H263V163H264V159H262V158H264V138H263V137H264V136H263V135H264V132H263ZM41 132H42V131H41ZM88 132H89V131H86V132H84V133H86V134L88 135ZM90 132H91V131H90ZM90 132H89L88 137H91V136H90V134H91ZM151 132H152V130H151ZM197 132H198V131H197ZM208 132H209V131H208ZM241 132H242V131H241ZM0 133H1V132H0ZM19 133H20V131H19ZM21 133H23V132H21ZM84 133H82V135H83ZM93 133H95V132H93ZM103 133H104V132H103ZM139 133H140V132H139ZM148 133H149V132H148ZM198 133H199V132H198ZM200 133H201V136H202V134H204V131H202V132H200ZM212 133H211V134H212ZM218 133H220V130H219ZM228 133H229V132H228ZM228 133H227V134H228ZM230 133H231V132H230ZM230 133H229V134H230ZM23 134H24V133H23ZM23 134H21V136H22ZM43 134H44V133H43ZM43 134H42V135H43ZM53 134H54V133H53ZM53 134H52V135H53ZM98 134H99V132H98ZM122 134H124V135H122ZM169 134H170V133H169ZM229 134H228V135H229ZM232 134H233V132H232ZM234 134H236V133H234ZM253 134H254V132H253ZM260 134H261V135L263 134V135L260 136ZM19 135H20V134H19ZM71 135H70V136H71ZM141 135H142V134H141ZM141 135H140V136H141ZM148 135H151V134H148ZM158 135H159V133H158ZM158 135H157V136H158ZM219 135H220V134H219ZM224 135H225V134H224ZM237 135H241V136H242V134H240L239 132H238ZM79 136H80V135H76V139H77V140L80 139ZM85 136H86V135L84 134V137H83V138H85V139L87 140V143H88L89 141L91 142V139H92V138H91V139L88 138V137L86 138ZM198 136H199V134H198ZM201 136H200V138L203 137V136H202V137H201ZM212 136H213V135H212ZM230 136H231V134H230ZM230 136H229V137H230ZM241 136H240V137H241ZM6 137H7V138H6ZM39 137H40V136H39ZM62 137H64V136H62ZM72 137H73V136H72ZM93 137H95V136L93 135ZM124 137H125V136H124ZM148 137H149V136H147V138H148ZM153 137H156V136L154 135ZM218 137H219V136H218ZM220 137H221V136H220ZM225 137H226V136H225ZM227 137H228V136H227ZM240 137H239V140H240ZM243 137H244V135H243ZM12 138H13V141H14V140H15V139H14V136H12ZM12 138H11V142H13V141H12ZM22 138H23V136H22ZM22 138H20V139H21L22 142H23V140H24L25 138H23V139H22ZM81 138H82V136H81ZM83 138H82V139H83ZM104 138H105V137H104ZM141 138H142V136H141ZM147 138H146V139H147ZM194 138H196V137H194ZM210 138H211V136H210ZM223 138H224V137H223ZM232 138L235 139V136H233ZM232 138H229V139L232 140ZM236 138H237V137H236ZM255 138H256V139H255ZM72 139H75V138H72ZM76 139H75V140H76ZM85 139H83V140H85ZM88 139H90V140L88 141ZM106 139H107V138H106ZM106 139H105V140H106ZM142 139H143V138H142ZM157 139H158V138H157ZM157 139H156V140H157ZM241 139H242V138H241ZM250 139H251V141H250ZM254 139H255V140H254ZM262 139H263V140H262ZM2 140H3V139L0 138V155H1V154L6 155V154H5V151H6V153H7L6 156H7V157H8V156H11V155H8V150H6V149H8V148H6V144H7V143H8L7 145L11 144L10 142H8V141H10V138L8 139L7 143L3 142ZM17 140H19V139H16V141H17ZM58 140H60V138L57 139V141H58ZM108 140H107V141H108ZM150 140H151V139H150ZM188 140H189V139H188ZM201 140L203 141V138H202ZM231 140H230V141H231ZM236 140H237V139H236ZM19 141H20V140H19ZM49 141H50L51 145H52L54 142L58 143L57 141H53V140H51V139H50ZM71 141H73V140H71ZM79 141H82V140L80 139ZM107 141H106V142H107ZM158 141H160V140H158ZM168 141H169V140H168ZM190 141H191V140H190ZM190 141H188V142L191 143ZM221 141H222V143H224L223 145L221 144ZM232 141H233V140H232ZM237 141H238V140H237ZM247 141H248V142H247ZM254 141H256V142L253 143ZM259 141H260V142H259ZM28 142H29V141L27 140L26 145H25V141H24L23 144H24L25 146H27V143H28ZM47 142H48V141H47ZM73 142H77V144H75V148H77L76 146L78 145L79 142H78V141H73ZM73 142L71 143L72 145L74 144ZM85 142H86V141H85ZM92 142H94V141H92ZM92 142H91V144L88 143V146H89V145H92ZM106 142H105V143H106ZM144 142H145V141H144ZM148 142H149V141H147V143H148ZM150 142H151V141H150ZM152 142L154 143V142H156V141H153V140H152ZM163 142H164V140H163ZM199 142H200V141H199ZM216 142H217V143H216ZM239 142H240V141H239ZM257 142H258V143H257ZM32 143H33V142H32ZM43 143L46 144V142L43 141V142L41 143V145H40L41 147L39 146V148H38V149L41 148V150H38L36 146H35L36 148H34V146H33L34 149H37V150H35V153L38 152V153H36L37 155H39V151H40V152L42 151L43 154H44L45 152L48 153V151H45V146L43 147V149H44V152H43V149H42V146L44 145ZM50 143H47L46 145L49 144L48 148H50V150H51V148L53 147V145L51 146ZM80 143L83 144V142H80ZM94 143H95V142H94ZM101 143H102V142H101ZM103 143H104V142H103ZM103 143H102V144H103ZM175 143H176V142H175ZM203 143H204V142H203ZM209 143H210V145H211V140H210V139H209ZM233 143H234V142H233ZM12 144H13V143H12ZM12 144H11L10 146L13 148V145H14V144H13V145H12ZM28 144H29V143H28ZM54 144H55V143H54ZM68 144H69V138H68V143H67V147H68V149H69V148H70V147H69L70 144H69V146H68ZM161 144L163 145V143H161ZM164 144H165V143H164ZM207 144H208V143H207ZM212 144H213V143H212ZM258 144H259V145H258ZM24 145H23V146H24ZM79 145H80V144H79ZM83 145H84V144H83ZM83 145H82V146H83ZM93 145H95V144H93ZM103 145H104V144H103ZM143 145L145 146L146 143H144ZM166 145H167V144H166ZM172 145H173V144H172ZM172 145H171V146H172ZM182 145H183V143H182ZM189 145H190V144H189ZM233 145H234V146H233ZM253 145H254V146H253ZM54 146H56V145H54ZM57 146H58V144H57ZM82 146H81V147H82ZM88 146H84L83 148L86 147V148L88 149ZM141 146H142V144H141ZM144 146L141 148V150H142V149L144 150V148L147 147V146H145V147H144ZM148 146H149V148H150V144H148ZM164 146H165V145H164ZM186 146H187V143H186ZM259 146H260V149H259ZM17 147L22 148L20 145L18 146V143H17V146L14 145V148L16 149V150L14 149L15 151H18V150L20 149V148L17 149ZM31 147H32V146H29V149H30V150H31ZM46 147H47V146H46ZM89 147L91 148V146H89ZM153 147H154L156 153H160V152H158V149H159V151L162 152V150H161L160 148L163 147V146H160L159 143H158V146H157V144H156V146L153 145L152 148H153ZM156 147H159V148H156ZM166 147H167V149H168L170 146L167 145ZM187 147H188V146H187ZM204 147H206L205 144H204ZM215 147H216V145H214V148H215ZM218 147H216V148H218ZM224 147H225V146H224ZM251 147H252V149H251ZM25 148H28V147H25ZM25 148H24V149H25ZM48 148H46V150H47ZM55 148L58 149V147H55ZM78 148H80V146H79ZM86 148H85V149H86ZM92 148H93V147H92ZM109 148H108V149H109ZM147 148H148V147H147ZM147 148H145V149H147ZM182 148H183V147H182ZM192 148H193V150L197 148L196 143H195V144H191V145L189 146V149H192ZM227 148H228V149H227ZM255 148H256V149H255ZM257 148H258V149H257ZM29 149H28V151H30ZM53 149H54V147H53ZM57 149H54V151L56 152ZM70 149H71V148H70ZM80 149H81V148H80ZM150 149H151V148H150ZM156 149H157V150H156ZM172 149H173V148H172ZM184 149H185V148H184ZM189 149H187V150H189ZM198 149H199V148H198ZM200 149H201V147H200ZM203 149H204V148H203ZM240 149H241V150H240ZM4 150H5V151H4ZM20 150H21V149H20ZM20 150H19V152H20ZM22 150H23V149H22ZM26 150H27V149H26ZM26 150H25V151H26ZM48 150H49V149H48ZM50 150H49L50 153H48L47 155L44 154V155H46V156L43 155L44 158H45V160H46V159H50V158L53 159V158L56 157V155L54 156V154H53V155L51 154V153H54V152H53L52 150H51V151H50ZM71 150H72V149H71ZM71 150H69V151L71 152ZM77 150H78V149H77ZM82 150H83V149H81V151H82ZM104 150H106V149H104ZM109 150H110V149H109ZM137 150H138V149H137ZM170 150H171V149H170ZM170 150H169V151H166V152H170ZM175 150H176V149H175ZM182 150H183V149H182ZM196 150H197V149H196ZM205 150H207V149H204V155L208 154V153L205 154ZM217 150H218V149H217ZM217 150H216V151H217ZM237 150H238V151H237ZM239 150H240V151H239ZM252 150H253V151H252ZM32 151H34V150L32 149ZM69 151H68V153L71 154ZM72 151H74V150H72ZM101 151H102V150H101ZM101 151H100V152H101ZM150 151H151V150H150ZM164 151H165V149H163V153H164ZM207 151H208V150H207ZM59 152H60V151H59ZM59 152H58V153H59ZM74 152H75V151H74ZM74 152H72V153H74ZM77 152H78V151H77ZM83 152H86V151L83 150ZM83 152H82V153H83ZM192 152H193V151H192ZM240 152L242 153V155H241ZM244 152H246V153L248 152V154H246V153H244ZM17 153H18V152H17ZM23 153L25 154L24 157L26 158V154H28L29 152H28V153H27V152H23ZM30 153H31V152H30ZM64 153H65V150H64ZM68 153H67V154H68ZM97 153H98V152H97ZM101 153H102V152H101ZM142 153H143V152H141V154H142ZM149 153H150V152H149ZM156 153H155V154H156ZM194 153H195V152H194ZM219 153H220V152H219ZM239 153H240V154H239ZM253 153H254V154H253ZM31 154H33V153H31ZM40 154H41V153H40ZM49 154H50V156H49ZM60 154H63V152H62V153L60 152L59 155H60ZM80 154H81V153H80ZM98 154H99V153H98ZM98 154H97V155H98ZM139 154H140V152H139ZM153 154H154V152H153ZM174 154H176V153H174ZM174 154H173V155H174ZM190 154H191V153H190ZM190 154H189V155H190ZM225 154H223V155H221V156H223V158H225V157H226V156H224ZM250 154H251V155H250ZM17 155H18V157H20L22 154H21V155H20V154H17ZM51 155H52V156H51ZM59 155H58V156H59ZM102 155H104V154H102ZM177 155H179V154L177 153ZM177 155H176V158H178ZM182 155H183V154H182ZM29 156H30V158H31V157H34V158L36 159V155H33V156L29 155ZM41 156H42V155H41ZM43 156H42V157H43ZM53 156H54V157H53ZM63 156H65V155H63ZM63 156H62V158H63ZM81 156H82V155H81ZM109 156H110V154H109ZM152 156H154V155H151L150 158H152ZM165 156H166V153H165V155H164V158H165ZM167 156H168V155H167ZM167 156H166V157H167ZM171 156H172V155H171ZM174 156H175V155H174ZM228 156H229V155H228ZM236 156H235V157H236ZM24 157H23L22 160H24ZM47 157H48V158H47ZM71 157H72V158H70V161H71V159H74V158H73L74 156H71ZM155 157H156V156H155ZM155 157H153V158H155ZM172 157H173V156H172ZM172 157H171V158H172ZM189 157H190V156H189ZM193 157H194V156H193ZM193 157H192V158H193ZM195 157H196V158H199V159H198L199 162L202 163V156H201V158H200L199 155H196ZM208 157H209V156H208ZM233 157H234V156H233ZM249 157H248L249 160H247V164H249L248 166L253 165L251 171L254 169V172L256 173V170H255L256 168L254 167V165H255V164H254V163H255V160H254V163H253V162L251 163V160H250ZM9 158H10V157H9ZM21 158H22V156H21ZM21 158H18V159L21 160ZM27 158H28V157H27ZM27 158H26V159H27ZM37 158H40V157H37ZM44 158L42 159V160H43V163H42V160H41V159H38V160H39V162L42 163V164L40 163L41 166H43V165L45 164L44 169H46V167H49V166H47V165H49L47 162H49V163H53V162H54L53 160H55V159H53V160L50 159L49 161H48V160L45 161ZM84 158H85V157H84ZM148 158H149V157H148ZM156 158L159 159V157H156ZM156 158H155V159H156ZM162 158H163V157H162ZM173 158H174V157H173ZM173 158H172V159H173ZM176 158H175V159H176ZM216 158H217V156H216ZM223 158H222V159H223ZM252 158H251V159H252ZM6 159H7V158H6ZM6 159L4 158V159H2V161H3V160L6 161ZM15 159H16V158H15ZM26 159H25V160H26ZM59 159H61V158H58V157H57V160H56V161H58ZM63 159H64V158H63ZM63 159H61V161H62ZM75 159H76V158H75ZM87 159H88V157H87ZM87 159L85 158V160H87ZM141 159H142V157L140 158V160H141ZM169 159H170V158H169ZM179 159H180V158H179ZM185 159H186V158H185ZM200 159H201V160H200ZM218 159H219V158H218ZM227 159H228V158H227ZM229 159H232V158H229ZM241 159H242V158H241ZM241 159H240V160H241ZM253 159H252V160H253ZM13 160H14V159H13ZM67 160H68V159H67ZM161 160H162V159H161ZM182 160H184V158H183ZM193 160H194V159H193ZM234 160H236V159L234 158ZM243 160H245V158L242 159L241 163L243 162ZM10 161H11V163H13V162H12V159H11ZM16 161L19 163L18 160H16ZM56 161L54 162L56 165H57L58 163L60 164V162H61V161H58V162L56 163ZM74 161H75V160H74ZM146 161H148V163H147ZM153 161H154V162H153ZM159 161H160V160H159ZM165 161H166V164H167V162H168L167 159H166ZM165 161H164V162H163V161H160L159 163H161V162L165 163ZM171 161H173V160H171ZM196 161H197L196 159H195V161H193V163L195 162L194 166L196 165ZM207 161H208V160H206V163H207ZM236 161H237V160H236ZM236 161H234V163H231L230 165H234L235 163H237ZM245 161H246V160H245ZM245 161H244V163H243V164H245L244 167H243V169H242L243 171H244V169H247V168H245V166H246V162H245ZM248 161H250V163H248ZM3 162H4V161H3ZM22 162H23V161H22ZM22 162L20 161L21 164H22ZM27 162H28V161H27ZM34 162H36V166H39L38 168L40 169L41 167H40V165L38 164L39 162H38V161H35V160H34ZM34 162H32V163L35 165ZM44 162H46V163H44ZM67 162H68V161H67ZM72 162H73V161H72ZM77 162H79V161H77ZM85 162H86V161H85ZM85 162L83 161V163H84V165H85V168L82 166V167H83V170L87 168V167H86V166H87V163L85 164ZM87 162H88V161H87ZM89 162H90V159H89ZM89 162H88V163H89ZM175 162H176V161H175ZM175 162H174V164H175ZM209 162H211V161L209 160ZM221 162H222V160H221ZM229 162H231V161H229ZM4 163H6V162H4ZM8 163H10V162L8 161ZM11 163H10V167H9V165H7V163L5 164V165H7V166L4 165L5 167H4L3 165H1V163H0V170H2L3 172H4V171L7 172L8 169H9L8 171L15 169L16 166L13 165V164H11ZM20 163H19V165H20ZM25 163H26V161H25ZM65 163H66V162H65ZM70 163H71V162H70ZM81 163H82V162H81ZM142 163H143L144 165H143ZM193 163H192V166H191V167H194V166H193ZM211 163H212V162H211ZM211 163H210V164H211ZM256 163H257V162H256ZM263 163L258 164V165H257L258 168H259V166L261 167V165H264ZM23 164H24V163H23ZM23 164H22V165H23ZM37 164H38V165H37ZM55 164H52V165L55 167V166H56ZM62 164H63V162H62L60 165L62 166ZM71 164H72V163H71ZM71 164H69V165H71ZM75 164H76V163H75ZM78 164H79V166L83 165V164L80 165V163H78ZM90 164H91V162H90ZM90 164H89V165H90ZM146 164H147V165H146ZM174 164H173V166L176 165V164H175V165H174ZM190 164H191V163H190ZM218 164H219V163H218ZM222 164H223V163H222ZM239 164H240V163H239ZM19 165H18V166H19ZM52 165H51V166H52ZM72 165H73V164H72ZM186 165H187V164H186ZM208 165H209V164H208ZM214 165H215V164H214ZM219 165H220V164H219ZM240 165L242 166V164H240ZM24 166H26V165L24 164ZM36 166H33V165H32V167H33V171H34V168H35ZM58 166H59V165H58ZM58 166H56L55 170H56V169H57V170L60 169ZM67 166H68V165H67ZM143 166H144V168H143ZM158 166H159V165H158ZM164 166H165V165H164ZM164 166H163V168H164ZM182 166H183V165H182ZM187 166H188V165H187ZM223 166H224V165H223ZM234 166H237V165H234ZM11 167H12V168H11ZM54 167H53V168H54ZM57 167H58V168H57ZM148 167H149V168H148ZM160 167H161V166H160ZM160 167H159V168H160ZM165 167H166V166H165ZM170 167H172V164H171ZM177 167H178V166H177ZM179 167H180V166H179ZM189 167H190V166H189ZM208 167H209V168H208ZM216 167H219V166H216ZM231 167L234 168L233 166H231ZM253 167H254V168H253ZM7 168H8V169H7ZM17 168H18V167H17ZM17 168H16V169H17ZM36 168H37V167H36ZM36 168H35V169H36ZM53 168H50L49 170L51 171ZM62 168H63V166H62ZM77 168L79 169V167H77ZM77 168H76V169H77ZM80 168H81V167H80ZM145 168H146V169H145ZM163 168H162L161 170H163ZM167 168H169V167H167ZM175 168H176V167H175ZM220 168H221V167H220ZM226 168H228V167H226ZM229 168H230V166H229ZM232 168H231V170H232ZM236 168L240 169V168H239V165H238ZM250 168H251V167H250ZM20 169H21V166H20ZM28 169H29V168H28ZM42 169H43V168H42ZM44 169H43V170H44ZM66 169H67V168H66ZM164 169H166V168H164ZM170 169H171V168H170ZM170 169H168V171H169ZM173 169H174V168H173ZM180 169H181V167H180ZM192 169H193V168H192ZM192 169L189 168L188 171H190V170H192ZM195 169H196V168H194V169L192 170V172L195 173ZM207 169H210V166H207ZM207 169H206V170H207ZM259 169H260V168H259ZM259 169H258V170H259ZM17 170H18V169H17ZM17 170H16V175H18V174L21 172V170H20V172L18 173ZM47 170H48V169H47ZM60 170H61V169H60ZM89 170H90V166H89ZM184 170H185V169H184ZM215 170H216V169H215ZM219 170H220V169H219ZM228 170H229V169H228ZM248 170H249V168H248ZM263 170H264V168L261 170L262 173H260V175H257V174L255 175V173H254V174H251V173H250V174H251V178L249 177L250 174H247V172H244L245 174H247V176H246L245 174L242 173L243 171L241 172V170H240V172H241L240 174H242V175H240V174H238V173H237L238 175H235V174H234V175H235L236 177H238V178H239V175L241 176V179H240L239 182H238V181H237V182L233 181V180H235V177H234V179H232V177H231L232 182H235V183H236V185H234V187L237 186L238 190H239L241 187H243V188H241V190H242V193H243V192L245 193V194L243 193V194L245 195V199H244L245 202H244V203H242V202L240 201L239 197L234 196V194H235V192H236V189L233 187L234 190H233V194H232V192H231L230 190H228V189H231L232 187L230 186L231 188H228V189H227V187H228L229 185L226 186V185H224V184H225V183H224L223 185H224L225 187L222 189V191L220 190V188L218 189V192L221 191V192H220L221 194H220V193L217 194V197H218V195H219L220 197H219L218 199H217V197H216V199H217V200H216V206L218 205L217 207H218L219 209H215V208L212 209V208H213V205L210 206V207H209L208 205H205V206L203 207L204 209H208V208H210V209L207 211V214H208V212H209V213L211 214V216L214 215V217L212 216V218H209V219H208V215H207V219H206V218L203 216V215H204V214H203V215H201V217L203 216V217H202L203 219H201V217L199 216V215H200L199 213H202V212L205 211V210H203V209L201 210V207H202V204H203L202 202H204V200H203V201L199 200V203H201V204H200V207H199V206L197 205V203H195V202H194L193 204L197 205L198 208H200L199 211H201V212L196 213V212H198V211L195 212V209H196L197 207H193V204H192L191 206L193 207V210H194L195 214H194V212H193V213H191V214H192L191 216H190V215H186V216H189V217H191V218L186 217L185 215H180V216H181V217H180L178 214H176V213L178 212V209H177V208L179 207V209H180V208L182 207V206L180 205V206H178V207H175V208L177 209V212H176V209H175V210H172V212H173V211L176 212L175 215H178V217L176 216L177 218H176L175 220H172V219H171V217H173L171 214H170V216L168 217V219H169V218L171 219V222H170V219H169V222H167L166 224H165V223H159V222H158L159 219H158L157 222H155V225H154L155 228H156V229H155L156 232L154 233V232H153L154 229L151 228L152 231H151L150 233H152L151 237H152L153 239L151 240V239H149L148 237L145 236L144 238L141 239V242H140V243H136V244H137V245H136V248H137V249L135 248V249H136L135 251H136V253H137V257H136V259H135V263H133V261H132V264H154L153 261H154L157 257H161L162 259L169 258V259H167V260L170 261V264H264V171H263ZM40 171H42V170H40ZM76 171H77V170H76ZM78 171H79V170H78ZM86 171H88V170H86ZM153 171H154V170H153ZM153 171H152V174H153ZM176 171H177V168H176L175 172H176ZM207 171H208V170H207ZM209 171H210V170H209ZM236 171H237V170H236ZM246 171H247V170H246ZM34 172H39V171L36 170V171H34ZM34 172H33L32 174H34ZM43 172H44V171H43ZM52 172H54V169H53ZM62 172H63V171H62ZM65 172H67V171H65ZM65 172H64L63 174H65ZM155 172L158 173L157 171H155ZM170 172H171V171H169L168 174H166L165 171H164V173H165L164 175L167 177V176H169V173H170ZM175 172H174V170H173L172 173H175ZM217 172H218V171H217ZM217 172H216V173H217ZM229 172H230V171H229ZM233 172H234V171H233ZM238 172H239V171H238ZM249 172H250V170H249ZM259 172H260V171H259ZM45 173L47 174L46 171H45ZM58 173H61V172H59V170H58ZM72 173H73V171H72ZM74 173H75V172H74ZM78 173H80V171H79ZM172 173H171V174H172ZM177 173H178V172H177ZM216 173H215V174H216ZM221 173H223V171H221ZM252 173H253V172H252ZM12 174H13V173H12ZM25 174H26L25 176H27V170H26V173H25ZM35 174H36V173H35ZM38 174H40V173H38ZM41 174H42V173H41ZM46 174H45V175H46ZM56 174H57V173H56ZM63 174H61V175H62V179L65 178V177L67 176V175H65V176L63 177ZM145 174H146V175H145ZM150 174H151V173H150ZM158 174H159V173H158ZM162 174H163V173L160 172L159 176H160V177H161V176H164V175H162ZM201 174H202V173H201ZM203 174H204V173H203ZM206 174H207V173H206ZM213 174H214V173H213ZM213 174H212V176H213ZM218 174H219V173H218ZM48 175H49V174H48ZM51 175H52V173H51ZM51 175H50V176H51ZM57 175H58V178H59V177H60L59 174H57ZM177 175H178V174H177ZM180 175H182V174L180 173L179 176H180ZM183 175H184V174H183ZM183 175H182L181 177H183ZM219 175H220V174H219ZM228 175H229V174H228ZM1 176H3V175H1ZM29 176H30V175H29ZM34 176H36V175H34ZM42 176H43V175H42ZM79 176H81V175H79ZM79 176H78V178H79ZM147 176H148V175H147ZM151 176H152V175H151ZM154 176H155V175H153V177H154ZM179 176H175V177H179ZM202 176H203V175H202ZM223 176H224V174H223ZM223 176L220 175V176H217V177H218V178H219V177L222 178ZM231 176H232V175H231ZM260 176H261V178H260ZM19 177H20V175L18 176V179H20ZM36 177H37V176H36ZM40 177H41V175H40ZM43 177H44V176H43ZM55 177H56V176H55ZM67 177H68V176H67ZM67 177H66V179H67ZM75 177H77V175H76ZM155 177H156V176H155ZM160 177H159V178H160ZM166 177H164V179H165ZM190 177H191V176H189V179H190ZM194 177H195V176H194ZM214 177H215V176H214ZM229 177H230V176H229ZM244 177H245V178H244ZM23 178H24V177H23ZM23 178L21 177L22 180H24ZM51 178H52V177H51ZM80 178H83V177H80ZM167 178H168V177H167ZM167 178L164 180L165 182L168 181ZM169 178H170V176H169ZM192 178H193V176L191 177V180H192ZM201 178H202V177H201ZM201 178H200V179H201ZM204 178H206V176H205ZM220 178H219V179H220ZM224 178H225V177H224ZM238 178H237V179H238ZM242 178H243V180H242ZM247 178H248V179H247ZM16 179H17V178H16ZM21 179H20V180H21ZM42 179H43V181H44L45 179H47V175H46L45 178H42ZM42 179H41V180H42ZM151 179H152V178H151ZM176 179H178V178H176ZM181 179H183V178H181ZM181 179H180V180H181ZM193 179H194V178H193ZM197 179H198V177H197ZM209 179H210V178H209ZM22 180H21V181H22ZM26 180H27V179H25V182H26ZM33 180H34V179H33ZM41 180H40V183H41ZM71 180H73V179L71 178ZM146 180H148V179L143 180V182H144V183H147ZM159 180H161V179H159ZM159 180H157L156 183H158ZM170 180H171V179H170ZM184 180H185V177H184ZM184 180H181L182 183H184V182H183ZM194 180H195V179H194ZM194 180H192V181H194ZM43 181H42V183H43ZM61 181H62V180H61ZM88 181L84 180V182H88ZM145 181H146V182H145ZM152 181H153V179H152ZM152 181H151V182H152ZM174 181H176V183L179 182L178 180H174ZM177 181H178V182H177ZM181 181H180V182H181ZM185 181H186V180H185ZM230 181H231V180H230ZM230 181H229V183H230ZM241 181H242V182H241ZM36 182H37V181H36ZM36 182H35V183H36ZM63 182H65V181L63 180ZM73 182L75 183V181H73ZM80 182H81V180H80ZM189 182H190V181H189ZM195 182H197V181H195ZM200 182H201V181H200ZM243 182H244V184H243ZM251 182L253 183L252 185H254V186H252V188H248V187H251V185H247V184H249V183H251ZM12 183H13V182H7L5 179H0V203H1V199H3V201H4V199L7 198L10 202L12 201L13 204H15L14 206H16V204H18V203L20 202V197L17 196L16 191H17V192H22V190H21V188H20V190L17 189V190L15 191V189L12 188V187L14 186V185H12ZM21 183H22V182H21ZM27 183H28V182H26L25 184H27ZM29 183H30V182H29ZM35 183H34V186H35ZM40 183H39V184H40ZM45 183H46V182H45ZM45 183H43V184H45ZM59 183H60V182H59ZM74 183H72V184H74ZM82 183H83V182H82ZM156 183H155V185H157V187H158L160 184H159V183L156 184ZM172 183H174V182H172ZM172 183H171V184H172ZM193 183H194V182H193ZM213 183H214V182H213ZM238 183L241 184V187H240V184H238ZM30 184H31V183H30ZM37 184H38V183H37ZM68 184H69V182L67 181V182L65 183V185H68ZM76 184H77V183H76ZM164 184H166V183H164ZM197 184H198V183H197ZM207 184H208V183H207ZM15 185H16V184H15ZM27 185H29V184H27ZM27 185H26V186H27ZM46 185H47V183H46ZM48 185H49V184H48ZM61 185H62V184H61ZM77 185H78V184H77ZM77 185H76V186L74 185V187H78V188H79V186H77ZM149 185L155 186V185H153L152 183H149ZM173 185H175V184H173ZM183 185H184V184H183ZM232 185H233V184H232ZM243 185H244L245 187H244ZM246 185H247V186H246ZM18 186H19V185H18ZM18 186H17V187H18ZM31 186H32V184H31ZM63 186H64V185H63ZM71 186L73 187V185H71ZM71 186L68 185V188H67V186H66L67 191H68V189H69V191L72 190V189L70 190ZM82 186H84V184H82ZM147 186H148V185H147ZM147 186H146V188H145L144 190H147V189H148ZM152 186H149L150 189H152ZM184 186H185V189L187 190L188 188L186 187V185H184ZM205 186H206V185H205ZM10 187L13 189V191H14L15 193L10 192V189H11ZM17 187H15V188H17ZM41 187H42V185H41ZM61 187H62V186H61ZM69 187H70V188H69ZM74 187H73V188H74ZM157 187L155 186V190H156ZM159 187H160V186H159ZM161 187H162V186H161ZM164 187H165V186H164ZM164 187H163V188H164ZM171 187H172V186H171ZM173 187H174V186H173ZM181 187H182V186H181ZM181 187H180V188H181ZM246 187H247V188H246ZM31 188H33V187H31ZM34 188H35V187H34ZM48 188H49V186H48ZM80 188H82V187H80ZM163 188H162V189H163ZM167 188H168V187H167ZM174 188H175V187H174ZM182 188H184V187H182ZM211 188H212V186H211ZM213 188H214V187H213ZM216 188H217V187H216ZM25 189H29V188L27 187V188H25ZM44 189H45V187H44ZM62 189H65V187L62 188ZM90 189H91V188H90ZM160 189H161V188H160ZM162 189H161V190H162ZM175 189H176V188H175ZM175 189H173V194H174V196H173V194H172V196L176 199V197H175V196H176ZM225 189H226V190H225ZM7 190H8V191H7ZM35 190H36V189H35ZM78 190H79V189H78ZM78 190H75V191H78ZM80 190H81V189H80ZM144 190H143V191H144ZM157 190H158V189H157ZM163 190H166V189H163ZM167 190H169V189H167ZM167 190H166V191H167ZM178 190H179V188H178ZM186 190H182V193H183V191H184V193H185ZM210 190H211V189H210ZM214 190H215V189H214ZM231 190H232V189H231ZM3 191H4V192H3ZM32 191H33V190H32ZM36 191H37V190H36ZM40 191H41V190H40ZM40 191H39V192H40ZM69 191H68V192H69ZM73 191H74V190H73ZM73 191H72L71 193H74V192H75V191H74V192H73ZM82 191H84V188H82ZM82 191H80L81 194H82ZM151 191H152V190H151ZM153 191H154V187H153ZM153 191H152V193H150V194L155 193V192H153ZM169 191H171V192H169V193H172V190H169ZM216 191H217V190H216ZM229 191H230V193H229ZM23 192H24V190H23ZM84 192H85V191H84ZM145 192L147 193V191H145ZM167 192H168V191H167ZM213 192H214V191H213ZM218 192H217V193H218ZM239 192H240V191H239ZM71 193H70V194H71ZM77 193H78V192H77ZM141 193H142V195L144 194L143 192H141ZM141 193H140V195H141ZM164 193H165V192H163V191H162L161 193L159 192V194H163V195L165 196ZM178 193H180V190H179ZM182 193H181V194H182ZM215 193H216V192H215ZM222 193L224 194V196H223ZM236 193H237V192H236ZM34 194H36V193L34 192ZM37 194H38V193H37ZM37 194H36V195H37ZM39 194L42 195V193H39ZM74 194H75V193H74ZM78 194H79V193H78ZM18 195H19V193H18ZM41 195H38V196L40 197ZM71 195H72V194H71ZM82 195H85V194L83 193ZM86 195H87V194H86ZM86 195H85V196H86ZM140 195H139L138 198H136V199L138 200V199L141 197V199L145 202V201H146L145 198H146V195H147V194H146V195L144 194V195H145L144 198H143L144 195H143V196H142V195L140 196ZM148 195H149V194H148ZM154 195H155V194H154ZM157 195H158V192H157ZM186 195H187V194H186ZM237 195L240 196L241 193H240V194H237ZM75 196H76V195H75ZM79 196H80V197H78V198H81V195H80V194H79ZM117 196H118L119 198H117ZM149 196H150V198H151V195H149ZM189 196H190V195H187L186 197L189 198ZM214 196H215V195H214ZM241 196H242V195H241ZM241 196H240V197H241ZM25 197H26V196H24V197H22V198L25 199ZM29 197H31V196H29ZM153 197H155V196H153ZM167 197H168V196H167ZM179 197H180V196H179ZM184 197H185V196H184ZM186 197H185V198H186ZM206 197H207V195H206ZM206 197H204V198H206ZM222 197H223V198H222ZM233 197L235 198V200H234ZM83 198H85V197L83 196ZM112 198H113V199H112ZM147 198H148V199H147V201H146L145 203H147L148 201H150V200H152V199L154 200V198H152V199H150V200H149V197H147ZM157 198L159 199L160 197L158 196ZM161 198H162V197H161ZM165 198H166V197H165ZM170 198H171V197H170ZM180 198H181V199H180L179 202H183V201H182L183 196L180 197ZM191 198H193V196L190 197V199H191ZM220 198H221V199H220ZM236 198H238V199H236ZM31 199H32V197H31ZM33 199H34V198H33ZM70 199H71V197H70ZM117 199H118V200H117ZM166 199H169V198H166ZM175 199H174V200H175ZM206 199H207V198H206ZM206 199H205V200H206ZM211 199H212V198H211ZM224 199H225V200H224ZM232 199H233L234 201H233ZM242 199H243V198H242ZM38 200L41 201V202H40L41 204H44V203H45V202L42 203V199H41V198H39ZM116 200H117V201H116ZM142 200H140L141 202L138 200V201H139V203H138L139 205H137V202H138V201H134V200H132V201H134V203L137 205V207L139 206V208H140L141 204L143 203ZM155 200H156V199H155ZM155 200H154V201H155ZM160 200H161V199H160ZM160 200H159V201H160ZM170 200H171V199H170ZM170 200H168V201H170ZM177 200H178V198H177L175 201H177ZM183 200H184V199H183ZM214 200H215V199H214ZM218 200H219V201H218ZM221 200L223 201V203H222ZM237 200L240 201L239 204L236 203ZM6 201H7V200H6ZM9 201H8V202H9ZM31 201L34 202L35 200H31ZM161 201H162V200H161ZM165 201H166V204H167V205H165V206H168V205L170 206V204L168 203V201H167V200H165ZM211 201H212V203H215V201H213V199L210 200V202H209V200H208V202H207V201H206V202H207V204H211ZM231 201H232V202H231ZM238 201H237V202H238ZM77 202H78V201H77ZM97 202H98V201H97ZM124 202H125V203H124ZM129 202H130V200H129ZM152 202H153V201H151V203H152ZM156 202H158V201H156ZM179 202H177L178 205H179ZM196 202H198V201H196ZM219 202H220V204H219ZM21 203H22V199H21ZM30 203H31V202H30ZM35 203H38V201H37V202H36V201L34 202V206L40 204V203H39V204H35ZM59 203H61V202H59ZM80 203L84 204V203L81 202V201H80ZM118 203L121 204V201L118 202ZM127 203H128V202H127ZM134 203H132V205H133ZM145 203H143V204L146 205V206H145L146 208H145V207H142L143 205H142L141 207H142V209L145 208L146 210H148V208H147V207H148V206H147L148 203H147V204H145ZM151 203H150V204H151ZM160 203H162V202H159L158 204H160ZM199 203H198V204H199ZM234 203H235L236 205H234ZM13 204H12V205H13ZM45 204H46V203H45ZM48 204H49V203H48ZM82 204H81V205H82ZM98 204H100V202H99ZM114 204H115V203H114ZM153 204H154V203H153ZM171 204H172V203H171ZM173 204H175V203H173ZM173 204H172L169 208H171V207L173 206ZM180 204H181V203H180ZM241 204H242V205H241ZM0 205H3V204H0ZM4 205H5V204H4ZM125 205H127V204H125ZM148 205H149V204H148ZM161 205H163V207H160V205H157V206H159V209H160V210L163 209V208H166V207L164 206L163 203H162ZM182 205H183V203H182ZM203 205H204V204H203ZM233 205H234V207H233ZM237 205H238V206H237ZM240 205H241V207H240ZM5 206H6V205H5ZM17 206H18V205H17ZM22 206H24V204H23ZM34 206H32V207H34ZM50 206H51V205H50ZM79 206H80V204H79ZM79 206H78V207H79ZM157 206H155V207H157ZM206 206H208V207H206ZM235 206H237V208H238V207H240V208L235 209V208H236ZM35 207H36V206H35ZM41 207H42V206H41ZM60 207H61V206H60ZM80 207H81V206H80ZM80 207H79V208H80ZM151 207H152V205H150L149 208L151 209ZM153 207H154V206H153ZM183 207H184V205H183ZM251 207H252V209H251ZM6 208H7V207H6ZM6 208H4V206H3L2 208L0 207V213H1V211H2V213L5 212V215H7V214H8V212H7L8 209H6ZM139 208H138V209H139ZM169 208H168L169 211L166 209L168 212L171 211ZM253 208H258L259 210L256 211V209H253ZM12 209H13V208H12ZM15 209L17 210L18 207H15ZM15 209H14V212H13V213L16 212ZM43 209H44V208H43ZM43 209H42V210H43ZM47 209H48V206H47ZM50 209H51V208L49 207L48 212L50 211ZM81 209H82V208H81ZM152 209H153V208H152ZM159 209H158V210H159ZM211 209H212V210H211ZM3 210H5V211H3ZM19 210H21V209L19 208ZM23 210H24V209H23ZM37 210L39 211V208H37ZM40 210H41V208H40ZM52 210L54 211V209H52ZM66 210H67V208H66ZM68 210H69V209H68ZM140 210H141V208H140ZM143 210H144V209H143ZM143 210H142V211H143ZM163 210H164V209H163ZM193 210H192V211H193ZM254 210H255V211H254ZM12 211H13V210H12ZM44 211L47 212V210H45V209H44ZM53 211H51V212H53ZM58 211H60V210H58ZM138 211H139V210H138ZM138 211H137V213H140V215L144 213V211H143V213L138 212ZM151 211H152V210H151ZM164 211H165V210H164ZM46 212H45V214L48 213V212H47V213H46ZM54 212H55V211H54ZM56 212H57V211H56ZM56 212L54 213L56 217H52V216H53V215H52L51 218H50V217H48V218H50L51 220H54V221H55L56 218H57V216H59V215L56 214ZM156 212L158 213L157 210H156ZM161 212H162V211H159L158 214L160 215ZM16 213H17V212H16ZM16 213H15V214H16ZM40 213H41V212H40ZM59 213H60V212H59ZM150 213H153V214H154V213H155V210L153 209L152 212H148V213L145 212L144 214L147 215V214H150ZM178 213L183 214V212L181 213V211L178 212ZM11 214H12V212L10 213V217H11ZM50 214H51V213H50ZM84 214H85V213H84ZM84 214H83V215H84ZM173 214H174V213H173ZM197 214H198V215H197ZM0 215H1V214H0ZM17 215L19 216V214H16V217H17ZM48 215H49V214H48ZM80 215H81V214H80ZM156 215H157V214H156ZM7 216H8V215H7ZM193 216H196V217H194V218L192 219ZM44 217H45V216H44ZM83 217H84V216H83ZM161 217H162V216H161ZM182 217L189 218V219H192V220H188V221L181 220ZM197 217H198V218H197ZM199 217H200V219H199ZM238 217H239L240 219H239ZM241 217H243V218H241ZM32 218H33V217H32ZM48 218H47V219H48ZM53 218H55V219H53ZM65 218H66V217H65ZM65 218L63 217V219H65ZM74 218H76V217H74ZM152 218H153V217H152ZM155 218H156V217H155ZM174 218H175V216H174ZM178 218H180V219H178ZM50 219H48V221H50ZM58 219H59V221L57 220V222L59 223V225H60V224L63 225L62 228L60 227V228H61V231H60V232L58 231V230H60V229H57V232H59L58 234L64 233L65 235L67 234V235L69 236L68 233H65V232H66L65 230L68 228L67 224H63V222L61 223L59 217H58ZM162 219H163V218H162ZM162 219H161V220H162ZM74 220H76V219H74ZM83 220H85V219H83ZM36 221H37V220H36ZM65 221H66V219H65ZM67 221H68V220H67ZM113 221H114V220H113ZM116 221H117V220H116ZM116 221H115V223H117V224H115V223H114V224L117 226V228H119V226H120L119 221H118V222H116ZM167 221H168V220H167ZM57 222H56V224H57ZM68 222H71V221H68ZM68 222H67V223H68ZM76 222H77V221H76ZM76 222H75L74 224H77ZM110 222H111V221H110ZM110 222L108 223V224H109V228L112 227V225H111L112 223L110 224ZM123 222H124V221H123ZM125 222H126V220H125ZM163 222H164V221H163ZM34 223L36 224V222H34ZM85 223H86L88 226H90V227H89V230L92 231V230L94 229V230H93L94 232H93V231H92V232L89 231V232H91L92 235L95 234V227H94L93 225H91L92 223H90V221H89V222H88V221H85ZM127 223H128V222H126V226H125V223H122V227H124V229L126 228V230H127V228H128L127 232H128V231L130 232V231H131V230L129 229L130 226H127ZM135 223H136V222H135ZM168 223H169V224H170V223H171V224L173 223V225L169 226ZM79 224H80V223H79ZM118 224H119V225H118ZM128 224H129V223H128ZM142 224H144V223H143V222H141V223H140V222H137V225H136V226H138V227H136V228H138V230H139V229H140L139 227H140V225H142ZM38 225H39V223L37 222V226H36V228L34 229L35 232H36V229H38ZM46 225H47V224H46ZM59 225H57V226H59ZM64 225H65V226H64ZM70 225H72V224H70ZM110 225H111V226H110ZM123 225H124V226H123ZM10 226H11V225H10ZM41 226H42V225H41ZM44 226H45V225H44ZM44 226L41 227V228H43V230H44ZM47 226H48V225H47ZM57 226H55V227H57ZM66 226H67V228H65ZM79 226H80V225H79ZM133 226H134V225H133ZM26 227H28V226H26ZM49 227H50V228H49ZM49 227H48V228H49L48 231L50 230V232H52V230H51L52 228H51L50 225H49ZM75 227L77 228V226H75ZM82 227H83V226H82ZM41 228L38 229V231L41 230L42 233L39 232L41 235L44 236V232H45V233L47 232V234H51V233L48 232V231H45V230L43 231ZM45 228L47 229V227H45ZM63 228H65V229H63ZM92 228H93V229H92ZM109 228L107 227V229H109ZM117 228H116V231H115L117 234H118V233H121V232H123V233L126 232V230H123V231L119 232V230H117ZM133 228H135V227H133ZM158 228H159L160 230H158ZM13 229H14V228H13ZM62 229H63L65 232L62 231ZM69 229H71V228H69ZM85 229H86V228H85ZM122 229H123V228H122ZM151 229H149V230H151ZM175 229H176V230H177V229H182V231L179 230V231L182 232V233H179L178 230H177V232H178V233L176 232L177 235H175V236H171V235H173V234H169V232H170V231H173V230H175ZM10 230H11V229H10ZM32 230H33V229H32ZM32 230H31V231H32ZM83 230H84V229H83ZM86 230H87V229H86ZM135 230H137V229H135ZM135 230H134V231H135ZM16 231H18V233H19V230H18V229H17ZM113 231H114V230H112V232H113ZM11 232H12V230H11ZM20 232H21V231H20ZM81 232H82V231H81ZM31 233H33V231H32ZM78 233H80V231L77 232V234H76L77 236H78ZM116 233H115V234H116ZM131 233H132V232H131ZM131 233H130V234H131ZM0 234H1V233H0ZM4 234H7V233H4ZM4 234H3V237H4ZM8 234H9V233H8ZM21 234H22V233H21ZM40 234H39V236H40ZM64 234H61V238H62V239L64 238V240L67 241V240H66V237L64 236ZM127 234H128V233H127ZM153 234H155V235H153ZM174 234H175V233H174ZM13 235H14V234H13ZM52 235H53V234H51L49 237L51 238ZM80 235L82 236V234H80ZM95 235H96V234H95ZM0 236L2 237V235H0ZM8 236L10 237V240H11V236H12V235H11V236H10V235H7V238H8ZM21 236H22V235H21ZM39 236H38V238H39ZM59 236H60V235H59ZM128 236H129V235H127V237H128ZM3 237H2V238H3ZM15 237H16V236H15ZM18 237H19V235L16 237V238H17L16 241L18 240ZM40 237H41V236H40ZM52 237H53V236H52ZM134 237H135V235H134ZM7 238H6V239L4 238L6 241L9 242V245H8V243H5V248H6V247L8 248V250H6V252L2 250L4 247H2V245L0 244V245H1V246H0V255H1L0 258L4 259V260H6V261H7V258H6V259L3 258L2 255H4L3 253H5V255H7V251H9L10 248L12 249V247H11L12 244H11V243L13 242V241H9ZM19 238H20V237H19ZM30 238H31V236H30ZM34 238H36V237H34ZM45 238H46V236H45ZM45 238H44V239H45ZM4 239H1V242H2V240H4ZM13 239H14V237H13ZM42 239H43V238H42ZM5 240H4L3 242H6ZM14 240H15V239H14ZM19 240H20V239H19ZM25 240H26V239H25ZM25 240H24V241H25ZM40 240H41V239H40ZM47 240H48V239H47ZM49 240H51V239H49ZM49 240H48V244H49ZM16 241H14V243H13V248H14V246L16 245L15 243L18 242V241H17V242H16ZM31 241H32V240H31ZM31 241L29 240V243H30ZM52 241H53V242L55 241L54 243H55V244H58V247H62V248H63V246L60 245V242H59L58 240H55V237L52 238ZM57 241H58L59 243H56ZM10 242H11V243H10ZM27 242H28V241H27ZM39 242H41V241H39ZM42 242H43V241H42ZM53 242H52V243H53ZM19 243H21V242H18V244H19ZM24 243H25V242H24ZM31 243H32V242H31ZM35 243H36V242H35ZM35 243H34V241H33V244H31L30 247L33 248V247L36 246L38 249L43 248V247H42V246H43L42 243H40L41 246H38V245H36ZM68 243H69V239H68ZM77 243H78V242H77ZM232 243L235 244V249L233 250V255H232V257H231V255H230V249H231V244H232ZM10 244H11V245H10ZM14 244H15V245H14ZM21 244H22V243H21ZM21 244H19V246H21ZM37 244H38V242H37ZM40 244H39V245H40ZM7 245H8V246H7ZM23 245H25V244H22V246H21L22 248H21V249H23ZM29 245H30V244H29ZM29 245H28V244H27V246L25 245V247H28V248H24V249H29ZM32 245H35V246L32 247ZM52 245H53V244H52ZM52 245H51V241H50V245H46V246H47V248H48V246H49V247H53ZM70 245H71V244H70ZM70 245H68V246L70 247ZM74 245H76V244H74ZM3 246H4V244H3ZM9 246H10V248H9ZM17 246H18V245L15 246L16 249L18 248ZM54 246H55V245H54ZM39 247H40V248H39ZM58 247H57V245H56V249H57ZM45 248H46V247H45ZM67 248H68V247H66V248H64V249H67ZM116 248H117V250H113L114 252L112 251L114 254H112V256H111L112 258L110 259V262L107 263V264H127L126 261H127V260H130V259H129V258H130V254H129L130 252H129L127 249H126V250L123 249V244H119V246L117 245ZM49 249H50V248H49ZM49 249H48V251H50ZM17 250H18V252H19V249H17ZM17 250H16V251H17ZM29 250H30V249H29ZM34 250H35V249L31 250V251H32V254H33V251H34ZM41 250H42V249H41ZM44 250L46 251V249H44ZM12 251L15 252V253H13L14 255H13L12 253H11V254H12L13 256H15L16 251H14V250H12ZM12 251H11V252H12ZM23 251H24V250H23ZM69 251H70V250H69ZM1 252H2V253H1ZM9 252H10V251H9ZM18 252H17V254L20 255L19 253H20L21 251H20L19 253H18ZM24 252H25V254H22V252H21V256H22V255L25 256L26 253H28V250H26V251H24ZM35 252H38V250H35ZM39 252H40V251H39ZM46 252H47V251H46ZM29 253H30V251H29ZM136 253H135V254H136ZM17 254H16V257H15V258L17 259V260H15V264H17L16 262L18 261V258H20L19 256H17ZM34 254H35V256H37V255L40 254V253H34ZM34 254H33V257H35ZM51 254L53 255V253H51ZM128 254H129V255H128ZM52 255H51V256H52ZM56 255H57V254H54L53 257H56ZM8 256L10 257V254H8ZM27 256H28V255H27ZM66 256L69 257V258H72L70 254H69V255H66ZM156 256H157V257H156ZM25 257H26V256H25ZM25 257H24V258H25ZM29 257H32V256H31V253H30V255L27 257V259H30ZM10 258H11V257H10ZM15 258H14V259H15ZM24 258H23V260L20 259V261H18V263H19V264H23L22 261H24ZM41 258H43V256H42ZM73 258H74V257H73ZM79 258H81V257L79 256ZM2 259H0L1 264H2ZM25 259H26V258H25ZM27 259H26V262L24 261L25 264H28V262H29L30 264H32V263L34 262V261H33V262L31 261V262H32V263H31L30 260H28V262H27ZM31 259H34V258H31ZM36 259H37V258H36ZM59 259H60V258H59ZM76 259H77V258H76ZM8 260L10 261L9 258H8ZM39 260H40V256H39ZM39 260L37 259V261H39ZM41 260H42V259H41ZM73 260H74V259H73ZM57 261H59V260H57ZM111 261H112V262H111ZM10 262H11V261H10ZM77 262H78V261H75L76 264H82V262H80V263H77ZM35 263H36V262H35ZM58 263L60 264V262H58ZM61 263H62V262H61ZM66 263H67V261H66L64 264H66ZM160 263H161V262H160ZM4 264H5V263H4ZM12 264H13V263H12ZM62 264H63V263H62ZM161 264H162V263H161Z\"/></svg>",
  "mask_w": 264,
  "mask_h": 264
}]
</instances>
